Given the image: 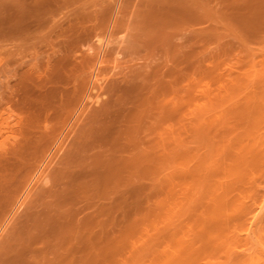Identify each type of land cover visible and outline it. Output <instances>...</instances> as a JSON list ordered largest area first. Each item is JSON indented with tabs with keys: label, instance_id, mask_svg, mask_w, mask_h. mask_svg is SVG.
<instances>
[{
	"label": "rangeland",
	"instance_id": "374dc122",
	"mask_svg": "<svg viewBox=\"0 0 264 264\" xmlns=\"http://www.w3.org/2000/svg\"><path fill=\"white\" fill-rule=\"evenodd\" d=\"M62 1H63V3H62ZM67 1H68V3H67ZM69 1H71V3ZM73 1L72 0H65V1L64 0H53V1L52 0H14V1L13 0H5V1L0 0V107H1L0 108V129L3 128L0 131V148H1L0 149V165H1L0 166V173L4 169H6L5 167H8L7 165L12 164V162L9 160H11V159L14 160V158L17 157L16 159L20 160V161L19 160L17 161L18 163L25 162L27 159V161L30 163L32 162L33 164L32 163L31 164L34 165L35 167L36 166L40 167V165L43 163V166H41V168H43V167H45L46 164L51 163L50 167H49L50 171L48 169V173H49L48 178H50V180L52 179V176H54V172L59 168L58 165H61V162L63 159L62 158L63 152H61L57 158H54L55 160L54 161L52 160V162L51 161L48 162L49 159H51V158L47 157V158H49L47 160L48 163L46 162V164H45L44 163V161H46V160H44V159H46L45 155L48 154L49 151H47L45 149V147H43V145H42L43 142L42 143L41 142H39V143L35 142L36 144L34 145V141H33V143H32V141H27V142L32 143V144L29 143V146L31 145L30 149H29V146H27L26 140H31V139L33 140L34 139L36 141V138L38 139L39 136H41L43 133V131H41V130H43V129L46 130L47 127H49L50 125H52V126H50V128L52 127V130H55L57 132V131H60L61 129L67 127V125L71 124V122L73 121V118L77 114V112H75V111H76L77 106L80 105L78 103L79 102L81 103V101H82V98L80 101V97H82L85 93V90H87L89 88V82H90L89 77H90V75L89 76L85 75L86 76L85 77L84 74H87L86 71L88 73L91 72L90 68L93 69L96 66L97 55L95 53H97V52H95V51L101 49V47L99 48L100 45L106 44L105 41H108L107 39L109 38V37L107 38V36H110L109 40H111V41L108 42L110 47L107 46V47H109V49L107 48V51H106L107 53L103 54L102 59L104 61H103V63H100V66L102 65V67H101V71L98 75L99 79L96 81V84H99V85L102 82L103 83H102L101 88L97 92V99H95V98L91 99V98H86V97L84 98V102H88L91 106L89 107L88 111L82 116L83 118H80L81 122L79 121L80 123H77L78 126L80 124L84 125V123L88 120L86 118L90 117L97 107H100L101 102L106 99V96H110L108 94H110L109 92L111 91L112 85L114 86V85H116L117 82L119 83L120 80L122 78H124L125 76L131 75L133 73H137L136 71H139V69H140V71H139L140 73L145 72V71H141V66H143L142 67L143 70H145V69L148 70L151 64L155 65V63L159 62L157 57H156V60L154 59L155 57H153V59L155 60L154 61L152 59V57H151V59H150V56L147 57V51L143 52L141 50V49H143V45L145 44L146 41L153 39V37L156 35L155 32H157V35L154 38H156L158 36V33H159V35L165 31L172 33L173 30H176L179 27L181 28V26L183 27L186 24H188V25L190 24L191 26L189 25L190 26L189 29H193L195 31V34L196 35L198 34V36L195 35L196 38H199V39H196L194 37L193 39H191V41L188 40L189 43H187L186 46L185 47L183 46L181 49L184 51L190 50V52H193L194 51L193 49H195V51L193 53H195V52L196 53L193 54V59H192L193 65H192L191 61L189 62L190 64L189 63L184 64L185 67L183 64H181L182 66L178 65L179 66L178 70L181 67H183V68H181L182 72L180 70L178 71L177 69L174 70L175 72L173 71V75L171 76L172 83L169 84L170 86L168 84H166L167 86L164 88V89H166L167 87H169L171 89L172 88L175 89V87H176V88H178L177 90L175 89L176 91H172L174 89L170 90L169 88H167L166 90L167 91L169 90L170 92L169 91L168 92L162 91V93L165 92V93H170V94L165 95V94L161 93L162 95H164L163 97L161 96V94L159 95V97H152V98L149 97L148 98L149 101L152 99L149 102V101H146L147 100L146 95L143 94V93H145V91L142 90V88L141 89L137 88V89L125 90L124 91V100H125L126 96H127L126 100L127 99H128L127 101L130 100V102H127L125 100V102L131 104L132 100H133V102L135 99L137 101V102H134L135 103L134 109H133V105L131 107L133 109V111L135 110V112H136L135 114L133 113L134 115H136L135 117L133 114H131L133 111H131V113L128 112L127 109L130 108V106L128 108L126 107V106H128V104L124 107V105H125L123 103L124 101H122V102H120L121 100L119 101V103H122L123 105H121L119 103H114L117 101L111 102V104L108 105L110 114L108 115L107 119H110L109 118L110 116L115 117V114H117V113H118V115H116L117 118H114V120H116V121H117V119H118V121H120L123 118L122 120H125V119L131 120V122L133 124L138 125L139 123L135 122V121L136 120L138 121L139 119H141L143 121V125H144V122L146 121L145 126L147 128L144 126L142 127L144 131H145V128H146V130L149 129V124H147V123H150V121L151 120L153 121L155 118L160 119V117H162L164 115L165 118L163 117L164 119L162 121L161 128H162V131L164 132L163 133L164 137L166 136L165 139L168 140V138L171 136V134H169V133H171V131H173V132L175 131L176 134L178 132H180L177 136L180 138V140L183 144L182 143L180 144L182 147H179V150L181 149V151H184V152L181 153L178 150L180 152V155H181L178 158L180 159V157H181L182 163H181V159L178 160V162H175V161H174V163L171 162L173 164H175V163L177 164V166H178V167L176 166L177 171L173 170V169H175V168H173L175 166L171 167L172 165L171 166L169 165L172 168V169H170V170H172L170 176H168V173H170V171L166 169L168 172L166 175L167 177L165 178V174H164V178L162 176V179H161L160 174L163 173L164 171H166L165 165L168 162L170 163V161H172V160H170L169 158L164 159L167 162L166 163L163 161L165 163L163 165L165 168L162 167L164 170H162V172L160 170H158L159 172L155 174L154 172H157L156 168L159 169L158 166L160 165V164L157 165L159 163L157 160L156 161L158 163L156 164V161H155L156 155H154V157H153V155L151 156L148 152H146L147 149L144 150L145 148H142V150L144 152L141 150L142 154H140V155H143V158H144V156L147 154L144 159L148 162V165L152 168V170H149L150 173L148 171V172H145V174L150 175L151 171H152L153 174L160 176L159 179H161V180L164 179L165 183L163 181L160 182L161 180L158 179L157 180V181H159L158 184H155L157 186V189H158L159 187H161L160 183H163L162 187H164V188H162V189L160 188L157 191L156 186H154V188L156 189L158 194H159L160 190H162V191H160V193L164 191L163 192L164 196H162L163 200L161 199V196H160L162 193L157 195V194H153V192H152L155 190L152 186L154 185L155 182L157 183V181H156L157 176L155 177V175L154 176H152V174L150 175L152 178L155 177L154 183L152 182V180H154V179H152L150 176L149 177L152 179L151 182L149 180L150 178L146 177V175L140 176V177H146L147 179L141 181L142 179L139 178L137 180L138 182L136 183L135 187H137L138 184H139L138 185V187H139L141 184H144V182L147 181V183H145V185L146 184L148 186L152 185L151 187L153 189H151V187L148 188L147 186H145V188H148L149 189L148 191L151 192L150 193L147 190H145V193H147V195L144 194L146 198L145 197L142 198L141 197L142 195L140 193H139L140 196L138 194L135 195L134 192H137L136 191L137 189H135L132 192L131 198L133 201V206L131 207L130 212H129V221H128L129 225L128 224L126 225V222H125V226H124V224L122 225L119 223H118V225H116V227H115L116 240L114 243V250L112 252V255H110V257L108 259L106 254L105 255L102 254L104 256L99 258L98 262H99V264H120V263L125 264L126 263L125 261H127V263H128L129 259H131L128 264H134L135 261L139 263L140 259H142V260L146 261V263L144 261V264H147L151 261L154 262V264H157L162 257L163 261H164V259L170 260L171 261V262H169L170 264H173L174 263L173 261L183 260V259H184L183 264H184V262H186L188 264H195V263L196 264H206L205 262H207V264H221V263H218V261L220 260L221 262H223L224 261L223 259L226 258V256H225L226 253H228V254L229 253H234V254H241L242 253L243 254L245 252V250H244L245 246L243 245V242L238 240L240 229H238L236 227V225L238 223V221H237L238 214L240 212L238 214H235L234 211L231 210L230 211V213L232 212L231 214L227 213L229 208L225 209V210H227V212H226L222 208V207H224L225 204L220 206L217 203L219 202L218 200H219L220 195L226 196V194L229 192L227 190H229L230 187H227V186H231V185H226L227 182H228V184L229 183L233 184V185L236 184L235 186H232V188H235V189H233V192H234L235 197L237 196L239 198V200L241 201L240 202L238 200V202H240L242 204V206H244L243 208H245V211L246 210L249 211V209L254 207V204L256 203V201L260 200L261 193L264 192V0H216V1L215 0H213V1L212 0H206V1L205 0H199L197 2H194L196 0H192V1L191 0H124V1L123 0H109V1L108 0H73ZM202 1H203V3H202ZM64 2H66V3H64ZM189 2L195 3V4H193V5H195V7L194 6H193L194 8L191 7L192 4ZM205 2H206V4H204ZM207 2H208V4H207ZM9 3H11V4H9ZM197 3H198V5H197ZM17 4H20V5H17ZM74 4H75V6H74ZM103 5H104V7H102ZM56 6H59V9H58V7L56 8ZM63 6H65V7H63ZM111 6H114V7H111ZM118 6H119V8H118ZM198 6H200L201 9H199L200 7H198ZM105 7L107 9H105ZM108 7H109V10H108ZM183 7L185 8V10L183 9ZM192 8L196 9L195 12H197V11L199 12L200 10H201L200 12H202V8H203V10L207 9L206 13H207L208 8H209V10H210L209 13L211 12V14H207V15H211V16L202 17V19H201L200 18L201 16H199V15L200 14L202 15V13H200V12H199L200 14L193 13L194 10H192ZM62 9H64V10H62ZM100 9H101V11H100ZM104 9H105V11H104ZM181 9H182V11H181ZM221 9H222V11H221ZM61 10L64 13H66V15H64V13ZM190 10H192L191 11L192 13L190 12ZM115 11H117V14ZM187 11H189V12H187ZM4 12H6V13H4ZM99 12L100 13L102 12V13L98 14ZM122 12H123V14H122ZM189 13H191V14L189 15ZM203 13L206 15L205 11ZM120 14H121V16H120ZM195 14H196V16L198 14V16L196 17ZM193 15H194V17H193ZM99 17H101V19ZM160 17H161V19H160ZM221 17H222V19H221ZM154 18H156V19H154ZM206 18H207V20H206ZM208 18H210V19H208ZM80 19H81V22L82 21H84V22L80 23ZM113 19L115 20V22H118L117 24H119V25L114 23ZM148 19H149V21H148ZM212 19L215 22H213ZM208 20H210L211 24ZM98 21L100 22V24L96 26V24H98ZM140 22L141 23L143 22V23L140 24ZM159 23L164 24V25L162 24V27H160L163 29V31L156 29L158 26H161V24L158 25ZM65 25L66 26L68 25L69 27L68 26L66 27ZM93 25H95V26H93ZM209 25H211V27ZM61 26H63L64 29H60V28H63ZM152 26H154V27L152 28ZM155 26H157V27H155ZM174 26H178V27L175 29H171V28H174ZM203 26L204 27L206 26V28H204ZM17 27H19V28H17ZM91 27H93V28H91ZM108 27H109L110 31L104 32V31H108ZM141 27H142V30H141ZM169 27H170V29H169ZM96 28H97V30H96ZM146 28H149V29L151 28L152 29V30L150 29L151 32H150V30H148ZM111 29H112V31L114 29L115 30L112 32ZM138 29H140L141 31ZM33 31H35V32H33ZM61 31H62V33H61ZM207 31H209L213 37L211 35L209 36V34H208L209 32H207ZM67 32H68V35H67ZM99 32H100V34H99ZM104 33L106 34V36H103V35H105ZM138 33H140V34H138ZM151 33L152 34L154 33V34L152 35ZM202 33H203V35L201 37H199ZM26 34H28V35H26ZM122 34H123V36H122V38H120ZM125 34H127V35H125ZM184 34L188 35V32L184 31ZM53 35H55V36H53ZM65 35H67V36L65 37ZM95 35H97V36L94 37ZM185 35H184V37H186ZM18 36H20V37H18ZM146 36L149 39H147ZM70 37H72L73 39H71ZM137 37H139V38H137ZM119 38H120V41H119ZM140 38H141V40H140ZM142 38H143V40H142ZM173 38H172V40L174 43H181L183 41L182 39L180 41V37H175L177 40H175V38L174 39ZM43 39L46 40L47 42L43 41ZM68 39H69V41H68ZM89 39H91V40L89 41ZM117 39L119 42L117 41ZM131 39H132V41H131ZM86 40H88V41H86ZM123 40H125V41H123ZM51 41H52V43H50ZM60 41L62 44L60 43V45H59L58 42H60ZM63 41H64V43H63ZM114 41H115V43H114ZM195 41H197V42H195ZM47 43H48V45H47ZM57 43H58L57 47L54 46ZM142 43H144V44H142ZM141 44H142V46H141ZM73 45H75L74 46L75 48L72 47ZM92 45H93V48H92ZM118 45H120L119 48L117 47ZM122 45H124V46H122ZM126 45H129V46H126ZM132 45L134 46V48H132L133 47ZM48 46H50V47H48ZM58 46H60L61 49ZM64 46H66L67 48ZM81 46H82V49H81ZM89 46L91 47V51L88 50V51H90L89 53L93 52V53H91V55L88 53V51L86 49V48H89ZM125 46H126V49H125ZM187 46H189L190 49H188ZM55 47L57 49H60V50L57 51V49H56V51H53V49ZM138 47H141V49ZM51 48H53V49L51 50ZM79 48L81 49V51L82 50L87 51L88 56H87L86 52H84V54H83V52H81ZM131 49H133V50H131ZM137 49H138V51H137ZM93 50H95V51H93ZM66 51L71 55V57H69L70 55H68V53ZM111 51H112V53H111ZM135 51L138 53L141 51V53L138 54ZM57 52H59V53H57ZM76 52L77 53L81 52V53L77 54ZM145 52H146V54H145ZM53 53L55 54L54 56L52 55ZM73 53H75V54H73ZM116 53L119 55H117ZM47 55H49V56L52 55V57L54 59L51 56H50V58H49V56L45 58V56H47ZM93 55H96V56H93ZM129 55L131 57H129ZM136 55H139V56L137 57ZM144 55H146V58ZM56 56L60 60H57L58 58ZM72 56H74V57H72ZM85 56H87V58H88L87 60H89L91 62L87 63V61L85 60L86 59ZM91 56H92V58H91L92 60L90 59ZM63 57H65V58H63ZM76 57H79L80 59L79 58L77 59ZM47 58L49 59V61L53 62V64L58 65L61 62H63L64 64L63 63L60 64V65H62V68L60 67V70H59L57 65H56L57 68H55L54 67L55 65H54L53 66L54 68H52V69L50 68L51 70L46 69L47 66H45V65H47V62H48ZM94 58H95V60H94ZM195 58H196V60H195ZM63 59H64V61H63ZM121 59H123V60H121ZM45 60H46V64H45ZM128 60H129V62H128ZM132 60H134L133 61L134 66H133V63L130 62ZM148 60L149 61L151 60V61L149 62ZM57 61H59V63H57ZM81 61H83L85 63H83ZM135 61L138 63H135ZM195 61H196V63H195ZM54 62H56V63H54ZM41 63H42V65H41ZM77 63L79 65H77ZM149 63H151V64H149ZM37 64H38V66L36 67ZM88 64L90 66H92L93 64L94 65L92 67H89ZM147 64H149L148 67H147ZM128 66L129 67L131 66V67L129 68ZM137 66H138V69H135ZM139 66H140V68H139ZM84 67H87L86 68L87 70L83 69ZM34 68L37 70H35ZM88 68L90 71L88 70ZM80 70L82 71L81 73H80ZM34 71H35V73H34ZM38 71H39V74H38ZM118 72H119V74H118ZM129 72H130V74H129ZM80 74H82V76ZM120 76H122V77H120ZM84 77H85V79H84ZM87 77H88L89 82L86 79ZM15 85H17V86H15ZM105 86H107L106 87L107 90H106ZM172 86H174V87H172ZM177 86H179V87H177ZM178 90H180V91H178ZM142 91H144V92H142ZM13 92H15V93L13 94ZM92 93H93V95L96 94V89L92 90ZM141 95H143L144 99H146V100H144L143 96H141ZM60 96L63 98H61ZM165 96H166V98H165ZM139 97L142 98L141 101H143V100L145 101V103H143V102H142L143 104L141 103V106H140V104H138L139 103V101H138ZM161 97L163 99H161ZM5 98H7L8 100ZM164 98H165V100H164ZM16 99L19 101V103ZM63 99H66V100L69 99V103L72 105L69 104V106H68L67 104H63V103H68V101L66 102L65 100H64L65 101L64 102ZM122 99H123V97H122ZM167 99H169V100H167ZM95 100H97L99 103L97 102V104H96ZM153 101L155 103H152ZM14 102H17V103H14ZM57 102L59 104L61 103L60 107L64 105L63 111L60 110V108L58 110L59 104ZM133 102H132V104H133ZM148 102L151 105L148 107H145L144 106L145 104L149 105ZM9 103H10V105H9ZM170 103H172V104H170ZM112 104H113V106H112ZM116 104H118V105H116ZM110 105L112 106L111 111H110ZM120 105H121V107H120ZM152 105L154 107H152ZM170 105H172V106L168 107ZM16 106H18V107H16ZM26 106L28 107V109ZM65 106H68L69 108L68 107L67 108L69 110L66 109ZM71 106L73 109L71 108ZM135 107H137L138 109L140 108V111L139 110L136 111L137 108L135 109ZM143 107H145V108H143ZM123 108H126V111ZM163 108H166V109H163ZM186 108L188 111H186ZM150 109L152 111H154V113ZM201 109H203L204 111ZM14 110H16V111H14ZM129 110H131V109H129ZM165 110H166V113H165ZM169 110H170V112L174 111V113H176L177 116L173 115V113H170ZM12 111H14V112H12ZM30 111H31V113H29ZM116 111H118V112H116ZM144 111H145V113H143ZM191 111H194V114ZM199 111L200 112L203 111V112L200 113ZM137 112H138V114H137ZM198 112L200 114H198ZM14 113H16L15 115H17L19 118H20V116L21 117L24 116L23 117L24 119L23 118L19 119L17 116H14ZM89 113H90V116H89ZM140 113H142V116ZM146 113L148 116L146 115ZM19 114H20V116H19ZM42 114H43V116H41ZM49 114H51V117L49 116ZM61 114H63V115H61ZM67 114H68V116H67ZM130 114H131V116H130ZM143 114H144V117H143ZM165 114H167V116ZM57 115H58V117H57ZM152 115H153V117L151 119ZM171 115L177 117V118H175V121H177L179 123L178 124L179 129H178L177 124L174 123V121H173L174 119L172 118L173 116L171 117ZM199 115H203L204 117L202 116L200 118ZM47 116L49 117V119H51V121L50 120L47 121L48 123L45 122L48 126L46 124H44V122L43 123L41 122L43 120L45 121L44 117L47 119ZM168 116H170V117H168ZM196 116L198 119L196 118ZM30 117H34V119L36 117V120H38V121L41 120V121H40V123L34 124V126L36 127L35 129H38L37 131L32 127L34 129L32 131L35 132V135H33L34 133L31 132L32 134L28 136L27 134L28 133L30 134L31 130L29 131L28 130L29 127H26V122L28 120L27 118L30 119ZM132 117H134V118H132ZM136 117H137V119H136ZM139 117H141V118H139ZM84 118L86 119V121ZM17 119L20 122L16 121ZM147 119H149L150 121L148 120L149 122H147ZM167 119L169 121H167ZM170 119H173V120H170ZM196 119H197V121H196ZM64 120H65V122H64ZM112 120H113V118L111 119V121ZM203 120L205 121V124L201 123ZM209 121H210V124H209ZM167 122H168V124H167ZM41 123L44 124V126H46V128L45 127H43V128L39 127V124L42 126ZM49 123H50V125H49ZM197 123L200 125H198ZM20 124H22V125H20ZM105 124H106V126L105 125L104 126L106 127L107 131L111 132L110 129L113 130V132H111V133H113L115 136V133H114V131L116 132V130L114 129L115 124L111 123L113 125H111V127L108 126L109 130L107 128L106 122H105ZM141 124H142V122L138 125L139 130L141 129L140 128ZM169 124H170L171 130L168 126ZM202 124H204V125H202ZM57 125H59V126H57ZM63 125H64V127H63ZM108 125H110V124H108ZM185 125H186V127H185ZM209 125H211V126L209 127ZM78 126L77 125L75 126L74 131L72 132V135L74 133L75 134L73 136L71 135L72 139L71 138L68 139V141L70 139L71 140L66 143L64 150L68 149V147H69V149H70V147H72L71 143L74 142L75 138L78 136L80 130L82 129V125H80L79 127ZM172 126H174V128ZM207 126H208V128H207ZM77 127H78V129L81 127V129L78 130V129H76ZM150 127H151V125H150ZM199 127H201L200 129L203 128L202 131H200ZM26 128H27V131H26ZM39 128H41V129L39 130ZM48 129L46 132L49 133V131H50V133H51L52 130L50 129L48 131ZM75 129L77 132L75 131ZM246 129H248L250 131V133H252V131H253V133L251 134V137L253 139H255L254 140L255 143L253 142L255 145V146L253 145V147L255 148V151H254L255 153L253 152L254 149H253L252 145L250 146V144H249V147H252L253 150L249 149L247 147L248 146L247 143H246L247 146L246 145L242 146L243 148L245 147L247 150L249 149L252 151V154H251V151L245 152V153H249L250 154L249 156H247L248 154L245 155L244 152L241 151V150H245V149H242L241 147H239V151L237 153V156L239 157V153L242 152V154H240V157H239V158H241V160L240 159H238V160H240L239 163H243V164L239 165V164H237L238 160H236L237 159L236 158L237 156L235 155L236 153L235 154L233 153L234 151L236 152L238 149L234 150L233 148L236 149V146L234 145V143L238 140H241V137H242L241 135H244L245 133L249 134V131H247ZM253 129H255V131L257 133H255V131ZM143 130H141L140 132H142ZM203 130H205V131H203ZM220 130H223V132ZM229 130H231V131H229ZM244 131H246V132H244ZM26 132H28V133H26ZM108 132H105V134H107ZM145 132H149V130L145 131ZM241 132L242 133L244 132V134H240ZM36 133H38V134H36ZM44 133H43V135H44ZM111 133H108L109 136H113V135H111ZM190 133H192V134H190ZM103 134H104V132H103ZM126 134H128V133H126ZM142 134H146V133H142ZM101 135H99V136H101ZM118 135H120V134H118ZM122 135H123V133L119 137L115 136L116 138L113 136L114 137L113 141H110L111 138L109 137L110 140L107 139L108 142L104 138V137H106V135L104 137L102 136V138H104V141H106L107 143L114 142V144L116 143V140L118 138V141L116 144H117L118 148L121 147V149H122V147L123 148L125 147L124 150L122 149V152L125 153L124 152L125 149L128 150V148H126L127 145L124 146L125 145L124 142L126 139H123V138H127V136L124 134L122 137ZM234 135H235V137H234ZM236 135H238L240 138ZM24 136L25 137L27 136L30 138L29 139L26 138V140H25ZM34 136H36V138ZM99 136H97L95 138V140H96L97 144L102 145L103 141L101 142V140L99 139L100 138ZM228 136H229V140L226 138ZM190 137H191V140L189 139ZM248 137H245V139H248L247 141H250L251 140L250 136H248ZM254 137H256V138H254ZM23 138H24V140H23ZM106 138H108V137H106ZM243 138H242V140H243ZM121 139L123 141H121ZM165 139H164V141H165ZM186 139L189 142V144H187L188 142L186 141ZM188 139L190 141H192L193 139L194 140L192 142H190ZM203 139H204V141H201ZM207 139H209V140H207ZM245 139H244V143L246 142ZM22 140L25 141L26 145L23 144ZM1 141H2V143H1ZM42 141H44V140H42ZM97 141H99V142H97ZM194 141H195V143H193ZM165 142H167V141H165ZM239 142H237V143H239ZM237 143H235V144H237ZM240 143H242V145H244V143L242 141ZM240 143H239V145H240ZM250 143L252 144V142H250ZM151 144H153V142L150 143V145H149V143L147 145H149L151 147L152 146L155 147V143L153 145H151ZM204 144H206V145H204ZM1 145H3V146H1ZM22 145L25 146V149H24V146H22ZM37 145L39 146V148ZM106 145H108V144H105V142H104L102 147L105 150L107 148H109V151H108V149L106 150L108 155L110 154V156H111V157L109 156L108 164H109V166H111V168L114 167L116 170H118L119 167L121 166L122 161L125 162V159H123L125 156L123 157L122 152H120L121 150L118 151V152H120L121 158L118 155L119 153L112 151V150H116V148H114V146L112 148H110L113 145V143H112V145H108L109 147H106ZM158 145H161V143H159ZM32 146L35 148L37 147V149L35 150L34 148H32ZM66 146H68V147L66 148ZM183 146H185V147L187 146V147L185 148ZM194 146H196V147L193 148ZM232 146H233V148L231 149L230 147H232ZM237 146H238V144H237ZM151 147L148 149V151L150 152L151 150H154V154H155V152H157L156 149H158V150L160 149V151L164 149L163 147H161V148L156 147V149L155 148L151 149ZM212 147H214V148H212ZM228 148H230L231 151H233V150L234 151L231 152L230 149H228ZM240 148H241V150H240ZM17 149L18 150L20 149L21 151L19 152ZM95 150L92 147V149H90L89 153H93ZM117 150H119V149H117ZM194 150H196V151L194 152ZM17 151L20 154L17 155V153H16ZM66 151L67 150H65V152ZM110 151H111V153H110ZM165 151L166 150H164L162 152L165 153ZM167 151H169V150L167 149ZM186 152H187V154H186ZM216 152H218V153H216ZM29 153H32V156ZM39 153H40V155H39ZM116 153H117V155H116ZM213 153L217 156H214ZM231 153H233V154H231ZM33 154L37 155V156H34ZM126 154H124V155H126ZM205 154H207V155H205ZM14 155H15V157H14ZM19 155H21L25 160L22 158H18ZM26 155L27 156L29 155L31 157L28 156V158H25ZM183 155H184V157H183ZM242 155L244 158L241 157ZM254 155H255V157H253ZM112 156H115V157H112ZM126 156L128 157V155H126ZM185 156H186L187 160L189 159V156L191 157L189 160L190 162L185 161L186 160V159H184ZM245 156H246V160L248 157L249 161L244 160ZM11 157H13V158H11ZM40 157H42V158L40 159ZM233 157L236 159L234 160ZM140 158H141V156H140ZM220 158H222V159H220ZM42 159H43V161H42ZM56 159H58V160H56ZM149 159L151 160V162L149 161ZM59 160H60V162H59ZM167 160H169V161H167ZM197 160H198V162H196ZM200 160H202V162H204L203 163L204 165L202 164V162L200 163ZM8 161H9V164H8ZM40 161H42V162H40ZM219 161H222V162L220 163ZM244 161L247 162L246 165H244V163H245ZM4 162H6L5 166L3 165ZM117 162H119L120 166ZM192 162H193V164H192ZM195 162L199 167L197 165L196 166L194 165ZM27 163H26L25 167L29 164V163L28 164ZM115 163L117 165H115ZM154 163L157 165L156 168L154 166ZM184 163L187 164L188 166L185 165ZM188 163L189 164L191 163V164L189 165ZM198 163H200V164H198ZM161 164H163V163H161ZM221 164H222V166H220ZM32 165L31 166L28 165L29 169L31 171H32V169H31L32 167H33V169L35 168ZM200 165H202V166H200ZM242 165H244L246 169L243 168L244 166L241 167ZM54 166H55V168L53 169L52 167H54ZM153 166H154V168H153ZM166 166H168V165H166ZM191 166L192 167L195 166V170H194V167L192 168L194 173H193V171H189V170H192V169H190ZM25 167H24V163H23V166L20 167V169H18L16 172H14L15 177L12 174L13 177H11V179L12 178L13 179L12 180L10 179L11 180L10 182L18 181V179L23 174V172H26L25 169H28ZM160 167H161V165H160ZM197 167L199 168L198 170H196ZM200 167H202V168H200ZM22 168H23V170H22ZM149 168H147V170ZM178 168L181 170L179 171ZM203 168H204V170H203ZM1 169H3V170H1ZM120 169H122V166ZM13 170H15V169H13ZM19 170H21L20 174H19ZM199 170L201 171L200 173L198 172ZM121 171L124 172L123 170H121ZM121 171H120V173H122ZM36 172H37V169H36ZM36 172L34 170V172L32 174V176H33L32 180L35 179V176H37L35 174ZM130 172H132V171L130 170ZM195 172H196V174H195ZM17 173L20 175L19 177L17 176ZM125 173H127V174L121 175V177H122V179H120L121 181H124V180L126 181V179H125L127 177L126 175H129V173L128 172H125ZM173 173H175V174L172 175ZM180 173H181V176H179ZM182 173L184 175L186 173V175L183 176ZM189 173H192V176ZM204 173H205V175H204ZM227 173H228V175H227ZM34 174H35V176H34ZM102 174L103 173H101V177H102ZM132 174H133V172H132ZM132 174L130 173L129 176H133V177L128 176V178H130V180L127 179V181H131V182L133 181V185H134V181L136 182L135 179H137L138 177L135 174H133V175ZM201 174H203V175H201ZM219 174H220V177L218 176ZM124 175H125V177H123ZM161 175H163V174H161ZM188 175H189V178L187 177ZM199 175H200L201 179L196 178V177H199ZM16 176L18 177V179L16 178ZM77 176L78 175H75V176L73 175V177H76L77 178L76 180L78 181ZM228 176H229L231 181L229 180ZM80 177L81 178H79L78 183L82 180V184H84V186H85L87 184V182L85 181L86 182V184H85V183H83V181L86 179L84 178V176L82 174ZM134 177H136V178H134ZM194 177L196 178V180ZM209 177H210V179L211 178L212 179L210 180ZM217 177H218V179H217ZM224 177L227 178L230 182L227 179H225ZM73 179L74 178L71 177L72 181H74ZM197 179H199V181H201L203 184L201 182H199ZM38 180H41V179H36V181L33 180V183L30 182L29 187L33 186L34 187L33 190L38 191V193L35 192V193H37V194H35V196L38 198V200L40 199L42 201V199L44 197L42 193L47 187L50 186L49 184H51V183H50V181H49V184H48V182H46L47 185H45V183H44V185H45V188H44V185L42 187V184L44 181L38 182ZM139 180L141 181V183ZM148 180L150 183L148 182ZM173 180H175V181H173ZM212 180H214V181H212ZM226 180H227V182H226ZM178 182H180V183H178ZM198 182H199V184H197ZM205 182L207 185L206 184L204 185ZM222 182L223 183L226 182V183L222 184ZM171 183H173V185ZM183 183H185V185ZM193 183H195V184H193ZM79 184H81V182ZM79 184H77V186ZM165 184H167L169 186H166ZM180 185H182L183 187L182 186L180 187ZM219 185L220 186L225 185V187H224L225 189L222 188V186L220 187ZM81 186H83V185H81ZM81 186H79V188H82ZM172 186H173V188H171ZM188 186L190 188H188ZM204 186H206V187H204ZM236 186H238V187H236ZM166 187L169 188V190H167ZM201 187L204 188V189L202 188L203 189L202 192H203L204 196L207 197V199L204 196H202L203 194L201 192ZM170 188H171V190H170ZM179 188L182 189L183 192ZM195 188L198 190V192ZM198 188L200 189V192H199ZM218 188H220V192H219ZM232 188H230V191L232 190ZM236 188H238L239 190ZM88 189H90V188H88ZM88 189H87V187H85V189H84L85 192L88 191ZM92 189H94V188H92ZM92 189H90L89 191L91 192ZM172 189L174 191L175 190L176 191L174 192ZM207 189L210 192L212 191V189H214L215 194H213V191H212V194H213L212 195L210 192H208ZM217 189H218V192H217ZM222 189H224L225 191ZM33 190H32V193H30V195H29L30 198L28 197L25 200L26 202L24 203V205H22V207L20 209L23 211V213L21 211V214L19 215L18 212L20 213V211L18 210L17 213L12 218L13 221L11 220L10 222H8V224L5 220L8 218L7 221H9L10 215L15 210L14 208H16L17 206H15L14 200L13 201L11 200L12 202L10 201L8 205L5 204L6 206L5 205L0 206V209H1L0 214L6 215V216H4L5 219H4V217L0 218V224H1L0 233L2 232V235H0L2 238V240L0 242L1 248L5 247L7 245V241L10 239L9 238L10 235H9L8 239L6 238V240H4L5 237H7L5 235H8L10 233L12 236L13 232L20 226L22 218L25 219L24 218V216H26L25 212L27 211L26 212L27 214H28V211L30 212L31 208H29V206L30 207L33 206L35 208L36 206H38L41 203V201H38L37 198L34 195H32L34 192ZM80 190H82V189H80ZM95 190L96 189L92 190L93 196L96 195L97 190L96 191ZM192 190H194V192ZM206 190L208 193L206 192ZM77 191H78V194L82 192V191L80 192L79 190H77ZM94 191H95V193H94ZM165 191H167V192L169 191L168 193H170V191H172L171 192L173 194L172 199H169V198H171L172 194L167 195L168 193ZM223 191H224V193H223ZM204 192L207 195H205ZM225 192H227V193H225ZM233 192H232V194H233ZM2 193H3V191L1 190V192H0L1 196L3 195ZM17 193L13 194V197H15V199L18 195ZM119 193H121V195ZM165 193H167L166 195L168 196V198L165 197L166 196ZM177 193L180 195H178ZM185 193L188 196L185 195ZM198 193L202 194V195H200V197L202 196L201 200H199L200 198L198 196L199 195ZM216 193H220V195L219 194L217 195ZM221 193H223V194H221ZM15 194H17V195H15ZM70 194H73V193L70 192L68 195H70ZM82 194H84V191H83V193L79 194V197ZM88 194H89V192L85 195L87 196ZM115 194H116V196L117 195L123 196L124 195L123 187L120 186L119 190H118V194H117V192ZM208 194H209V196L212 195V197L215 196V197H213V200L216 197H218V198H216V200H214L216 202L215 205L213 204L214 201L210 202V200L212 198L208 199ZM4 195H5V191H4ZM134 195H135V197H137V200H138V196H139L140 201L139 200L138 201L141 203V206H138L139 202L137 203V200L134 199L135 198ZM194 195H196L198 197H196ZM227 195H228L227 196L228 199H229V196L230 197L233 196L230 194H227ZM73 196L75 198V195H73ZM93 196L90 195L91 198ZM106 196H108V195H106ZM116 196H114V197H116ZM185 196H187V197L192 196V197H190V199L188 200V198H186ZM10 197H11V195L9 196V198ZM66 197H67V195H66ZM69 197L70 196H68V198ZM72 197L70 198L72 201L70 199H67V201L69 203H67V201L66 202L63 201L62 199H64V198H62V199L59 198V199H61V201L59 200L60 202L58 201V203H60L59 205H60L61 209L60 208L59 209L61 212L71 211V213H73V210H74L73 214H75V212H77V214H78V211H79L78 209L85 210V207H83V206H84V203H86L87 198H85V197L82 198L83 196H81L80 199L77 198V199H75V202H74V200H73L74 198L72 199ZM76 197H78V195ZM195 197L199 200V203H198V200L195 199ZM235 197L233 196V198H235ZM237 197L235 198V200L232 198L233 199L232 201L234 203H236ZM141 198H142V200H144V202L141 201ZM33 199H36V200L32 201ZM119 199L120 198L118 197L117 200H119ZM191 199H192V201H190ZM76 200H78V201H76ZM87 200H89V198ZM173 200H175V202ZM62 201H63V203H61ZM163 201L165 202V204ZM169 201H171L170 204H169ZM177 201L179 203V206H178V203H176ZM193 201H194V203L192 204ZM34 202L36 203V206H35ZM37 202H39L38 205H37ZM70 202L71 203L74 202V206H72V204H70ZM82 202H83V205H82ZM103 202H105V201H103ZM166 202L168 204H166ZM185 202H186V204H185ZM208 202H209V204H208ZM11 203H12V205H11ZM32 203H33V205H32ZM143 203H145V204H143ZM230 203H232V202H230ZM175 204H177V205H175ZM189 204L191 206H189ZM210 204H213L212 206L214 207V209H216L218 207V206H216V204L219 205V208H217L215 211H218V209H221V213L220 212L217 213L216 216H213V213H212V216L210 215L211 216V218H210V216L208 214H210V210H211V208L213 209V207L210 206L211 208L209 210L207 208L204 209V206L208 207ZM9 205H10V208H9ZM13 205H14V208L11 207ZM27 205H28V208H27ZM75 206H78L77 207L78 211L75 210L76 209ZM198 206H200V207L198 208ZM215 206H216V208H215ZM33 207H32V210L34 209ZM71 207H72V210H69V209H71ZM74 207H75V209H74ZM80 207H82V208H80ZM187 207L192 208V209H188ZM194 207H196V208H194ZM11 208L14 210L12 211ZM168 208H170V209H168ZM197 208L199 209L198 210L200 213L199 216L197 214L198 211L195 213ZM3 209L5 212H3ZM187 209L191 212V214H189L190 212ZM200 209L202 211L204 210L206 215L201 214ZM222 209H223L225 214L222 213ZM90 210L91 209L86 210V211L90 212ZM116 210H118V208ZM164 210H166V211L164 212ZM167 210H168V212H167ZM176 210H178L179 212ZM207 210H208V212L206 213ZM192 211H194V213ZM118 212H119V210H118ZM17 214H18V216H17ZM83 214H84L83 218H85V214H87V212L84 213V211H83ZM195 214L197 216H195ZM226 214L228 216H230V217L227 216V219H226ZM78 215L77 216L80 218V214H78ZM117 215H119V214H117ZM193 215L195 218L193 217ZM168 216H169V218H168ZM217 216H219V217H217ZM223 216H225V219ZM14 217H15L16 222L18 221L19 223L15 224ZM78 217L75 218L76 221H75L74 217L72 218L74 220V224H75V222H77V219H79ZM196 217H200L201 219L198 218V220H197ZM203 217H204V220H203ZM86 218H87L86 220H88V217H86ZM2 219L5 221L4 225H3ZM228 219H229V221H228ZM80 220H83V219H80ZM227 221L229 223L231 222L230 223L231 226L228 225V227H227ZM58 222H59V220H58ZM212 222H213V224H212ZM217 222H218L219 227H217L218 225L217 226L215 225V224H217ZM5 223L7 224V226H5L6 225ZM53 223L55 224V223H57V221L53 222ZM195 223H197V224H195ZM201 223H203L204 225ZM233 223H234V225H233ZM199 224H200V228H199ZM51 225H53L52 222L49 226H51ZM69 225L70 224H68V226ZM178 225H180V226H178ZM4 226L7 228V229H5V231H6L5 233H3ZM175 226L177 228H175ZM211 226L213 228L212 230H211ZM234 226L236 228H234ZM11 227H12V229H11ZM225 227L227 228L228 231L226 230ZM62 228L63 227H61V229ZM178 228H180V230L181 229L182 230L178 231ZM8 229H9V233H8ZM63 229H64L63 231L65 232V228H63ZM213 230H214V232H213ZM205 231H206V233H205ZM242 232H244V231H242ZM173 233L176 236H173ZM177 234H179V236ZM180 234H181V236H180ZM208 234L210 235L211 238L209 239V237H208V241H207V237H205V236H207ZM198 235L200 236V238ZM225 235H227V237H225ZM261 241H262V243H264V234H262V236H261ZM165 242L170 243V246L172 245V243L175 245H177V243H180V247L182 246V250H180L178 252V250H179V248H178V250L176 249V254L174 253L175 250L173 251V253H174L173 254L172 248L169 249L168 248L169 244H166ZM262 245H264V244H262ZM173 246L174 245H172V247ZM191 246H193V247H191ZM177 247H179V244ZM194 248L195 249L197 248V250L195 251ZM184 249H185V253H184ZM215 249H220V250H215ZM169 253H171L172 255L171 254L169 255ZM195 254H197V255H195ZM228 254H227V258H228ZM200 256H202L201 257L202 259L200 258ZM175 258H176V260H175ZM198 258H200L201 260ZM134 259H135V261H134ZM154 259H157V260H154ZM106 260H108V261H106ZM185 260H187V261H185ZM156 261H158V262L156 263ZM215 262H217V263H215ZM140 263L143 264V262H140ZM160 263H161V261L159 262V264ZM164 263H165V261H164ZM169 263H167V264H169ZM175 264H182V263L181 262L179 263V261H178ZM226 264H228V261Z\"/></svg>",
	"mask_w": 264,
	"mask_h": 264
},
{
	"label": "bare ground",
	"instance_id": "6f19581e",
	"mask_svg": "<svg viewBox=\"0 0 264 264\" xmlns=\"http://www.w3.org/2000/svg\"><path fill=\"white\" fill-rule=\"evenodd\" d=\"M5 1V0H4ZM14 1V0H13ZM53 1V0H52ZM65 1V0H64ZM73 1V0H72ZM109 1V0H108ZM107 1V2H108ZM124 1V0H123ZM192 1V0H191ZM197 1H199V0H196V1H194V2H197ZM206 1V0H205ZM213 1V0H212ZM216 1V0H215ZM37 2V1H36ZM70 3H71V1H69ZM74 2V1H73ZM151 2V1H150ZM174 2V1H173ZM209 2V1H208ZM208 2H207V4H208ZM219 2V1H218ZM4 3V2H3ZM8 3V2H7ZM24 3V2H23ZM34 3V2H33ZM56 3V2H55ZM59 3V2H58ZM62 3H63V1H62ZM64 3H66V2H64ZM67 3H68V1H67ZM69 3V4H70ZM77 3V2H76ZM106 3V2H105ZM104 3V4H105ZM109 3V2H108ZM149 3V2H148ZM178 3V2H177ZM185 3V2H184ZM189 3H191L192 4V6L191 7H195V5H193V4H195V3H192V2H189ZM202 3H203V1H202ZM201 3V4H202ZM225 3V2H224ZM9 4H11V3H9ZM32 4V3H31ZM73 4V3H72ZM107 4V3H106ZM110 4V3H109ZM181 4V3H180ZM200 4V5H201ZM204 4H206V2L204 3ZM220 4V3H219ZM8 5V4H7ZM17 5H20V4H17ZM23 5V4H22ZM29 5V4H28ZM60 5V4H59ZM68 5V4H67ZM77 5V4H76ZM119 5V4H118ZM177 5V4H176ZM187 5V4H186ZM189 5V4H188ZM197 5H198V3H197ZM196 5V6H197ZM214 5V4H213ZM27 6V5H26ZM69 6V5H68ZM74 6H75V4H74ZM107 6V5H106ZM109 6V5H108ZM124 6V5H123ZM181 6V5H180ZM20 7V6H19ZM30 7V6H29ZM58 7V9H59V6H56V8ZM61 7V6H60ZM63 7H65V6H63ZM102 7H104V5L102 6ZM111 7H114V6H111ZM185 7V6H184ZM183 7V9L185 10V8ZM187 7V6H186ZM193 7V8H194ZM198 7H200V6H198ZM197 7V8H198ZM2 8V7H1ZM7 8V7H6ZM9 8V7H8ZM18 8V7H17ZM16 8V9H17ZM47 8V7H46ZM118 8H119V6H118ZM141 8V7H140ZM176 8V7H175ZM179 8V7H178ZM192 8V10H194V12L193 13H198V14H200V13H202V15L200 14L199 16H201L200 18L202 19V17H206V16H211V15H207V14H211V12L209 13V8H208V11H207V13H206V10H203V8H202V12H195L196 11V9H193ZM223 8V7H222ZM43 9V8H42ZM103 9V8H102ZM105 9H107L106 7H105ZM105 9H104V11H105ZM180 9V8H179ZM199 9H201V7L199 8ZM19 10V9H18ZM26 10V9H25ZM31 10V9H30ZM40 10V9H39ZM62 10H64V9H62ZM61 10V11H62ZM108 10H109V7H108ZM187 10V9H186ZM192 10H190V12L192 11ZM13 11V10H12ZM17 11V10H16ZM35 11V10H34ZM57 11V10H56ZM99 11V10H98ZM97 11V12H98ZM100 11H101V9H100ZM118 11V10H117ZM117 11H115L116 12V14H117ZM129 11V10H128ZM150 11V10H149ZM157 11V10H156ZM181 11H182V9H181ZM205 11V13H206V15L203 13ZM221 11H222V9H221ZM30 12V11H29ZM58 12V11H57ZM63 12V11H62ZM103 12V11H102ZM101 12V13H102ZM107 12V11H106ZM105 12V13H106ZM187 12H189V11H187ZM2 13V12H1ZM4 13H6V12H4ZM64 13V12H63ZM62 13V14H63ZM100 12L98 13V14H101ZM104 13V14H105ZM110 13V12H109ZM120 13V12H119ZM192 13V12H191ZM191 13H189V15L191 14ZM32 14V13H31ZM30 14V15H31ZM35 14V13H34ZM33 14V15H34ZM56 14V13H55ZM111 14V13H110ZM122 14H123V12H122ZM155 14V13H154ZM198 14H197V16H198ZM39 15V14H38ZM44 15V14H43ZM64 15H66V13H64ZM140 15V14H139ZM35 16V15H34ZM100 16V15H99ZM102 16V15H101ZM120 16H121V14H120ZM151 16V15H150ZM195 16H196V14H195ZM196 16V17H197ZM117 17V16H116ZM126 17V16H125ZM142 17V16H141ZM193 17H194V15H193ZM213 17V16H212ZM29 18V17H28ZM66 18V17H65ZM100 19H101V17H99ZM104 18V17H103ZM158 18V17H157ZM186 18V17H185ZM199 18V19H200ZM87 19V18H86ZM107 19V18H106ZM153 19V18H152ZM154 19H156V18H154ZM160 19H161V17H160ZM198 19V18H197ZM208 19H210V18H208ZM221 19H222V17H221ZM225 19V18H224ZM79 20V19H78ZM98 20V19H97ZM114 20V19H113ZM163 20V19H162ZM195 20V19H194ZM204 20V19H203ZM206 20H207V18H206ZM205 20V21H206ZM62 21V20H61ZM101 21V20H100ZM103 21V20H102ZM148 21H149V19H148ZM155 21V20H154ZM157 21V20H156ZM160 21V20H159ZM204 21V22H205ZM209 22H210V20H208ZM212 21H213V19H212ZM221 21V20H220ZM82 22H84V21H82ZM81 22V19H80V23H82ZM88 22V21H87ZM147 22V21H146ZM197 22V21H196ZM199 22V21H198ZM203 22V21H202ZM207 22V21H206ZM213 22H215V21H213ZM66 23V22H65ZM91 23V22H90ZM103 23V22H102ZM110 23V22H109ZM114 23H118V22H115V20H114ZM143 23V22H142ZM141 22H140V24H142ZM158 23V22H157ZM188 23V22H187ZM217 23V22H216ZM59 24V23H58ZM68 24V23H67ZM100 24V22L98 21V24H96V26L97 25H99ZM155 24V23H154ZM161 23H159L158 25H160ZM163 24V23H162ZM162 24H161V26H155V27H157L156 29L157 30H160V31H163V29L162 28H160V27H162ZM209 24V23H208ZM210 24H211V22H210ZM30 25V24H29ZM63 25V24H62ZM114 25V24H113ZM117 25H119V24H117ZM121 25V24H120ZM164 25V24H163ZM190 25V24H189ZM188 24H186L185 26H181V28L179 27L178 29H176V30H173L172 31V33H170V32H163L162 34H160L159 35V33H158V36L156 37V38H154L156 35H157V32H155L156 33V35L153 37V39L151 40H148V41H146L145 42V44L144 43H142V44H144L143 45V49H141V47H138V48H140L143 52L144 51H147V57L148 56H150V59H151V57H152V59H153V57H155L154 59L156 60V57H157V59L159 60V62L158 63H155V65L154 64H151V63H149V64H151L150 65V67H149V69L148 70H143V66H141V71H145V72H139L140 71V69H139V71H136L137 73H133V74H131V75H128V76H125L124 78H122L121 80H120V82L118 83H116V85H112V88H111V91L109 92L110 94H108V95H110V96H106V99L105 100H103L102 102H101V104H100V107H97L95 110H94V112L92 113V115L90 116V113H89V116L90 117H88V118H86V119H88L87 121H86V119H85V123H84V125L83 124H80V125H82V129H81V127L79 128V129H81L80 130V132H79V134H78V136L75 138V140H74V142H70L71 143V145H72V147H70V149H69V147L68 146H66V148L68 147V149H65V150H67L66 152H65V150H64V147H65V145H66V143L67 142H69L71 139H72V137H71V135H72V132L74 131V128H75V126L77 125L78 126V124L77 123H80L81 121V119L80 118H83L82 116L88 111V109H89V107L91 106L88 102H84V98L86 97V98H91V99H97V92H98V90L101 88V86H102V83L99 85V84H96V81L99 79V77H98V75H99V73H100V71H101V67H102V65L100 66V63H103V59H102V57H103V54L104 53H107L106 51H107V48L109 49V43L108 42H110L111 40H109V38H110V36H107V40L108 41H105L106 42V44H103V45H100L99 46V48L101 47V49H99V50H97V51H95V50H93V51H95V52H97V53H95L96 55H97V60H96V66L92 69V68H90L91 69V72H87L86 71V73L87 74H84V76L85 75H90V82H89V80H88V77L86 78L87 80H88V82H89V88L87 89V90H85V93H84V97L82 96V97H80V101H81V98H82V101H81V103L79 102L78 104H80L79 106H77V108H76V111L75 112H77V114H76V116L73 118V121L71 122V124L70 125H67V127H65V128H63V129H61L60 131H55V130H52V127L50 128V126H52V125H50V123H49V127H47V129H48V131L51 129L52 131H51V133H50V131H49V133H47L46 131H47V129L45 130V129H43V130H41V131H43V133H44V135H43V133H42V135L41 136H39V138L37 139L36 138V136H34L35 138H36V141L33 139H31V140H26V138L27 139H29L30 137H25L24 136V138H25V140H26V143H27V146H29V143L30 142H27V141H32V143H33V141H34V145L36 144V143H39V142H43L42 143V145H43V147H45V149L47 150V151H49V153L48 154H46L45 155V157H46V159H44V160H46V161H44V163L46 164V162H47V160L49 159V158H47V157H50L51 159H49V161L48 162H52V160L54 161L55 159L54 158H57L59 155H60V153L61 152H63L62 153V162H61V165H58L59 166V168L54 172V176H52V179L50 180V178H48V175H49V173H48V169H49V167H50V164L51 163H48V164H46L45 165V167H43V168H41V166H43V163L40 165V167H38V166H34V165H32L30 162H28L27 161V159H26V161L29 163H27L26 161V163L28 164V165H32V166H34L35 168L33 169V167L31 168L32 169V171L29 169V166L27 165L26 167H25V165H26V163L25 162H20V163H18L17 161L19 160V159H16L17 157H15V155H14V160L13 159H11V160H9V161H11L12 162V164L10 165L9 164V161H8V164L9 165H7L8 167H5L6 169H1V170H3V171H1V173H0V192H1V190L3 191V195H4V191H5V195L3 196H1L0 195V206H2V205H8L9 204V202L12 200H14V203H15V206H17L16 208H14V205L13 206H11V207H13L14 209H12L11 208V210L13 211L12 212V214L10 215V217H9V221H7L8 220V218L5 220L6 222H7V224H8V222H10L11 220H12V218H13V216L17 213V211L19 210L20 211V213L18 212V214L20 215L21 214V211L22 210H20L21 209V207H22V205H24V203L26 202L25 200L29 197V195H30V193H32V190L34 189V187L32 186V187H29L30 186V182L31 183H33V180H35L36 181V179H41V180H38V182H41V181H44L43 182V184H42V187H43V185H44V183H45V185H47V183L46 182H48V184H49V181H50V183L51 184H49L50 186L49 187H47L44 191H43V199H42V201L39 199L38 200V198L35 196V194H37L38 193V191H34L33 192V194L32 195H34L36 198H37V200L38 201H41V203L38 205V203L39 202H37V205L38 206H36V203L34 202V204H35V208L32 210V207H30L29 206V208H31L30 209V212L28 211V214L25 212V214H26V216H24V218L25 219H23L22 218V220H21V223H20V226L13 232V234H12V236H11V234L9 233V229H8V235H5V236H7V237H5V239L4 240H6V238L8 239V237H9V235H10V239L7 241V245L5 246V247H2L1 248V246H0V264H99V262H98V260H99V258H101L102 256H104L105 254L107 255V258L109 259V257H110V255H112V252H113V250H114V243H115V240H116V231H115V227H116V225H118V223L119 224H124V226H125V222H126V225L128 224V221H129V212H130V209H131V207L133 206V201H132V198H131V194H132V192L135 190V189H137L136 191L137 192H134V194L136 195V194H138L139 195V193L142 195L141 197L142 198H144L145 197V195H147V193H145V190H149L148 188H150L151 186H148L147 184L145 185V183H147V181H145L144 182V184H141L139 187H138V185H137V187H135L136 186V183L138 182L137 180L139 179V178H141L140 180L141 181H143V180H146L147 178L146 177H149L151 174H152V176H154L156 173H158L159 171L158 170H160L161 172H162V170H164L162 167H164L163 165L165 164L164 162H166V160H164V159H166V158H169L170 160H172V161H170V163L168 164L167 162V164L166 165H172L171 167H173V166H175V167H173V168H175V169H173L174 171L176 170L177 171V164L175 165V164H173L174 163V161L175 162H178V160H180L181 159V157H180V159L178 158L179 156H181L180 155V152L181 153H183L184 151H181V149L179 150V147H182L180 144L182 143L181 142V140H180V138L177 136L180 132H178L177 134H176V132L174 131H171V133H169V134H171V136L168 138V140L167 139H165V137H164V135H163V131H162V128H161V125H162V121H163V119L165 118L164 117V115L162 116V117H160V119L158 118V119H154L153 121L151 120L152 119V117H153V115L151 116V121L149 120V119H147V122H149L150 121V123H147V124H149V129H147L146 130V121L144 122V125H143V121L141 120V119H139V118H141V117H139L138 119V121L136 120L135 122H138L139 124L142 122V124H141V129L139 130V127H138V125H136V124H133L132 122H131V120H120V121H118V119H117V121L116 120H114V118H117L116 117V115H118V113L117 114H115V117L114 116H110L109 118L110 119H107L108 118V115L110 114V112H109V107H108V105L109 104H111V102H114V101H117V102H114V103H119V101L120 102H122V101H124L123 103L125 104L124 105V107L128 104V106H126L127 108L130 106V108H128L127 110H128V112L129 113H131V111H133V109H134V106H135V103L134 102H137L136 101V99L134 100V102H133V100L131 101V104L130 103H127V102H130V100L129 101H127L126 100V97H125V100L127 101V102H125V100H124V91L125 90H127V89H137V88H139V89H141L142 88V90H144L145 91V93H143V94H145L146 95V99H144V96L143 95H141V96H143V99L144 100H146V101H149L148 100V98L149 97H159V95L162 93V91H167L166 89L167 88H169V87H167L166 89H164L167 85L166 84H170V83H172V80H171V76L173 75V71L174 70H178V67L179 66H182L181 64H186V63H189L190 61H191V63H192V59H193V54H195V53H193L194 51H195V49H193L194 51L193 52H190V50H186V51H184V50H182L181 48L184 46H186V44L187 43H189L188 42V40H190L191 41V39H193L194 37L196 38V36H198V34L196 35L195 34V31L193 30V29H189V27L191 26H189ZM198 25V24H197ZM27 26V25H26ZM66 26V25H65ZM68 26V25H67ZM66 26V27H67ZM84 26V25H83ZM93 26H95V25H93ZM112 26V25H111ZM129 26V25H128ZM143 26V25H142ZM149 26V25H148ZM210 27H211V25H209ZM208 26V27H209ZM30 27V26H29ZM52 27V26H51ZM61 27H63V26H61ZM69 27V26H68ZM87 27V26H86ZM115 27V26H114ZM138 27V26H137ZM151 27V26H150ZM154 26H152V28H153ZM165 27V26H164ZM178 26H174V28H171V29H175V28H177ZM204 27V26H203ZM17 28H19V27H17ZM37 28V27H36ZM60 28V27H59ZM83 28V27H82ZM90 28V27H89ZM91 28H93V27H91ZM117 28V27H116ZM115 28V29H116ZM125 28V27H124ZM144 28V27H143ZM204 28H206V26L204 27ZM6 29V28H5ZM28 29V28H27ZM58 29V28H57ZM60 29H64V27L63 28H60ZM99 29V28H98ZM103 29V28H102ZM114 29V30H115ZM145 29V28H144ZM146 29H148V30H150L149 28H146ZM169 29H170V27H169ZM11 30V29H10ZM9 30V31H10ZM21 30V29H20ZM67 30V29H66ZM65 30V31H66ZM85 30V29H84ZM90 30V29H89ZM95 30V29H94ZM96 30H97V28H96ZM113 30V31H114ZM127 30V29H126ZM138 30H140V29H138ZM141 30H142V27H141ZM140 30V31H141ZM152 30V29H151ZM151 30H150V32H151ZM208 30V29H207ZM55 31V30H54ZM87 31V30H86ZM93 31V30H92ZM100 31V30H99ZM110 31V29H109V27H108V31H104V32H109ZM111 31H112V29H111ZM112 31V32H113ZM145 31V30H144ZM184 31L186 32H188V35L186 34H184ZM16 32V31H15ZM33 32H35V31H33ZM52 32V31H51ZM50 32V33H51ZM59 32V31H58ZM94 32V31H93ZM143 32V31H142ZM146 32V31H145ZM203 32V31H202ZM207 32H209V31H207ZM61 33H62V31H61ZM64 33V32H63ZM90 33V32H89ZM115 33V32H114ZM119 33V32H118ZM117 33V34H118ZM124 33V32H123ZM141 33V32H140ZM140 33H138V34H140ZM15 34V33H14ZM57 34V33H56ZM99 34H100V32H99ZM105 34V33H104ZM111 34V33H110ZM129 34V33H128ZM137 34V35H138ZM143 34V33H142ZM146 34V33H145ZM150 34V33H149ZM152 34V33H151ZM154 34V33H153ZM152 34V35H153ZM209 34V36L211 35L210 34V32L208 33ZM26 35H28V34H26ZM31 35V34H30ZM29 35V36H30ZM61 35V34H60ZM67 35H68V32H67ZM67 35H65V37L67 36ZM112 35V34H111ZM125 35H127V34H125ZM144 35V34H143ZM147 35V34H146ZM184 35L186 36V37H184ZM196 35V36H195ZM203 35V33L199 36V37H201ZM10 36V35H9ZM53 36H55V35H53ZM97 35H95L94 37H96ZM100 36V35H99ZM103 36H106V34L105 35H103ZM120 36V35H119ZM122 36H123V34L121 35V37L120 38H122ZM212 36V35H211ZM18 37H20V36H18ZM17 37V38H18ZM59 37V36H58ZM114 37V36H113ZM132 37V36H131ZM175 38V37H180V41H181V39L183 40L181 43H174L173 42V40H172V38ZM184 37V38H183ZM206 37V36H205ZM213 37V36H212ZM8 38V37H7ZM46 38V37H45ZM60 38V37H59ZM71 39H73L72 37H70ZM120 38H119V41H120ZM130 38V37H129ZM137 38H139V37H137ZM146 38H147V36H146ZM152 38V37H151ZM173 38V39H174ZM56 39V38H55ZM63 39V38H62ZM147 39H149V38H147ZM196 39H199V38H196ZM202 39V38H201ZM207 39V38H206ZM54 40V39H53ZM64 40V39H63ZM91 39H89V41H90ZM113 40V39H112ZM135 40V39H134ZM140 40H141V38H140ZM142 40H143V38H142ZM145 40V39H144ZM175 40H177L176 38H175ZM28 41V40H27ZM42 41V40H41ZM43 41H46V40H44L43 39ZM66 41V40H65ZM68 41H69V39H68ZM67 41V42H68ZM74 41V40H73ZM72 41V42H73ZM86 41H88V40H86ZM85 41V42H86ZM117 41H118V39H117ZM118 41V42H119ZM123 41H125V40H123ZM131 41H132V39H131ZM201 41V40H200ZM203 41V40H202ZM208 41V40H207ZM47 42V41H46ZM56 42V41H55ZM71 42V41H70ZM80 42V41H79ZM113 42V41H112ZM111 42V43H112ZM177 42V41H176ZM195 42H197V41H195ZM199 42V41H198ZM204 42V41H203ZM49 43V42H48ZM48 43H47V45H48ZM50 43H52V41L50 42ZM59 43V45H60V43H61V41L60 42H58ZM58 43L56 44V45H54V46H56L57 47V45H58ZM63 43H64V41H63ZM69 43V42H68ZM114 43H115V41H114ZM136 43V42H135ZM134 43V44H135ZM205 43V42H204ZM207 43V42H206ZM46 44V43H45ZM54 44V43H53ZM62 44V43H61ZM93 44V43H92ZM120 44V43H119ZM142 44H141V46H142ZM195 44V43H194ZM35 45V44H34ZM46 45V46H47ZM50 45V44H49ZM67 45V44H66ZM69 45V44H68ZM72 45V44H71ZM117 45V44H116ZM190 45V44H189ZM53 46V47H54ZM62 46V45H61ZM75 45H73L72 47H74ZM107 46H109V47H107ZM119 46L120 45H118L117 47L119 48ZM122 46H124V45H122ZM126 46H129V45H126ZM126 46H125V49H126ZM133 46V45H132ZM137 46V45H136ZM33 47V46H32ZM48 47H50V46H48ZM51 48V50L53 49V51H56V49L57 48ZM59 48H60V46H58ZM64 47H66V46H64ZM88 47V46H87ZM96 47V46H95ZM114 47V46H113ZM131 47V46H130ZM188 47V49H190L189 48V46H187ZM186 47V48H187ZM67 48V47H66ZM75 48V47H74ZM84 48V47H83ZM92 48H93V45H92ZM132 48H134V46L132 47ZM137 48V47H136ZM61 49V48H60ZM60 49H57V51L58 50H60ZM80 49V48H79ZM81 49H82V46H81ZM81 49H80V51H81ZM87 49V51L88 50H90L91 51V47L89 46V48H86ZM145 49V50H144ZM50 50V51H51ZM73 50V49H72ZM129 50V49H128ZM131 50H133V49H131ZM130 50V51H131ZM75 51V50H74ZM87 51H85V50H82L81 52H83V54H84V52H86L87 53ZM90 51H88V53L90 52ZM120 51V50H119ZM124 51V50H123ZM137 51H138V49H137ZM197 51V50H196ZM67 52V51H66ZM78 52V51H77ZM76 52V53H77ZM80 52V53H81ZM134 52V51H133ZM136 52V51H135ZM51 53V52H50ZM57 53H59V52H57ZM61 53V52H60ZM64 53V52H63ZM68 53V52H67ZM80 53H77V54H80ZM85 53V54H86ZM88 53H87V56H88ZM91 53H93V52H91ZM91 53H89L90 55H91ZM111 53H112V51H111ZM125 53V52H124ZM131 53V52H130ZM136 53H138V52H136ZM141 53V51L138 53V54H140ZM73 54H75V53H73ZM110 54V53H109ZM117 54V53H116ZM145 54H146V52H145ZM53 56L55 55L54 53L52 54ZM52 55H50L51 57H52ZM58 55V54H57ZM64 55V54H63ZM66 55V54H65ZM68 55H70L69 53H68ZM96 55H93V56H96ZM112 55V54H111ZM117 55H119V54H117ZM126 55V54H125ZM133 55V54H132ZM49 55H47V56H45V58L46 57H48ZM50 56H49V58H50ZM67 56V55H66ZM87 56H85L86 57V61H87V63H89V62H91V61H89V60H87L88 58H87ZM116 56V55H115ZM124 56V55H123ZM137 57L139 56V55H136ZM141 56V55H140ZM145 56V58H146V55H144ZM143 56V57H144ZM197 56V55H196ZM57 57V56H56ZM69 57H71V55L69 56ZM68 57V58H69ZM72 57H74V56H72ZM129 57H131L130 55H129ZM195 57V56H194ZM199 57V56H198ZM53 58V57H52ZM58 58V57H57ZM62 58V57H61ZM63 58H65V57H63ZM67 58V59H68ZM77 59L79 58V57H76ZM92 58V56L90 57V59ZM105 58V57H104ZM107 58V57H106ZM48 59V58H47ZM54 59V58H53ZM52 59V60H53ZM75 59V58H74ZM80 59V58H79ZM120 59V58H119ZM130 59V58H129ZM153 59V60H154ZM51 60V59H50ZM57 60H60L59 58L57 59ZM84 60V59H83ZM92 60V59H91ZM94 60H95V58H94ZM93 60V61H94ZM121 60H123V59H121ZM131 60V59H130ZM154 60V61H155ZM195 60H196V58H195ZM55 61V60H54ZM63 61H64V59H63ZM70 61V60H69ZM78 61V60H77ZM117 61V60H116ZM134 60H132V61H130V62H132L133 63V66H134V62H133ZM149 61V60H148ZM151 61V60H150ZM149 61V62H150ZM203 61V60H202ZM74 62V61H73ZM79 62V61H78ZM81 62H83V61H81ZM80 62V63H81ZM126 62V61H125ZM128 62H129V60H128ZM157 62V61H156ZM38 63V62H37ZM54 63H56V62H54ZM57 63H59V61H57ZM61 63H63V62H61ZM61 63H59L58 65L57 64H53V62H51V61H49V59H48V62H47V65H45V66H47L46 67V69H49V70H51L52 68H57V66H58V68H59V70H60V67L62 68V65H60ZM83 63H85V62H83ZM114 63V62H113ZM135 63H138V62H136L135 61ZM147 63V62H146ZM195 63H196V61H195ZM44 64V63H43ZM45 64H46V60H45ZM64 64V63H63ZM99 64V65H98ZM131 64V63H130ZM140 64V63H139ZM138 64V65H139ZM149 64H147V67H148V65ZM190 64V63H189ZM41 65H42V63H41ZM55 65V66H54ZM57 65V66H56ZM77 65H79L78 63H77ZM89 65V64H88ZM94 65V64H93ZM92 65V66H93ZM179 65V66H178ZM192 65H193V63H192ZM38 66V64L36 65V67ZM40 66V65H39ZM54 66V67H53ZM92 66H90L89 65V67H92ZM35 67V66H34ZM35 67V68H36ZM81 67V66H80ZM88 67V66H87ZM87 67H84L83 69H86ZM129 67V66H128ZM131 67V66H130ZM129 67V68H130ZM184 67H185V65H184ZM34 68V69H35ZM51 68V69H50ZM139 68H140V66H139ZM181 68H183V67H181ZM181 68L179 69L180 71H181ZM82 69V68H81ZM135 69H138V66L135 68ZM35 70H37V69H35ZM87 70V69H86ZM88 70H89V68H88ZM131 70V69H130ZM129 70V71H130ZM178 70V71H179ZM84 71V70H83ZM90 71V70H89ZM128 71V70H127ZM203 71V70H202ZM20 72V71H19ZM79 72V71H78ZM82 71L80 70V73H81ZM85 72V71H84ZM121 72V71H120ZM126 72V71H125ZM175 72V71H174ZM182 72V71H181ZM34 73H35V71H34ZM123 73V72H122ZM127 73V72H126ZM38 74H39V71H38ZM118 74H119V72H118ZM117 74V75H118ZM121 74V73H120ZM129 74H130V72H129ZM81 76H82V74H80ZM113 75V74H112ZM122 75V74H121ZM127 75V74H126ZM187 75V74H186ZM119 76V75H118ZM86 77V76H85ZM85 77H84V79H85ZM120 77H122V76H120ZM21 78V77H20ZM116 78V77H115ZM182 78V77H181ZM17 79V78H16ZM19 79V78H18ZM86 80V81H87ZM15 81V80H14ZM85 81V82H86ZM104 81V80H103ZM176 81V80H175ZM9 82V81H8ZM16 82V81H15ZM114 82V81H113ZM87 83V82H86ZM107 84V83H106ZM113 84V83H112ZM9 85V84H8ZM12 85V84H11ZM109 85V84H108ZM15 86H17V85H15ZM19 86V85H18ZM21 86V85H20ZM170 86V85H169ZM107 86H105V88H106ZM110 87V86H109ZM172 87H174V86H172ZM177 87H179V86H177ZM15 88V87H14ZM9 89V88H8ZM94 89H96V94H94L93 95V93H92V90H94ZM170 90H172V89H174V88H169ZM175 89L177 90L178 88H176L175 87ZM172 90V91H176V90ZM50 90V89H49ZM105 90V89H104ZM103 90V91H104ZM106 90H107V88H106ZM14 91V90H13ZM62 91V90H61ZM65 91V90H64ZM144 91H142V92H144ZM169 91V90H168ZM167 91V92H168ZM178 91H180V90H178ZM106 92V91H105ZM162 93V94H170V93ZM170 92V91H169ZM15 92H13V94H14ZM82 93V92H81ZM101 93V92H100ZM161 94V96L163 97L164 95H162ZM12 95V94H11ZM99 95V94H98ZM138 95V94H137ZM168 96V95H167ZM19 97V96H18ZM17 97V98H18ZM61 97V96H60ZM122 97H123V99H122ZM130 97V96H129ZM161 97V99H163ZM4 98V97H3ZM15 98V97H14ZM40 98V97H39ZM61 98H63V97H61ZM67 98V97H66ZM141 97H139V103L138 104H140V106H141V103L143 102V103H145V101L143 100V101H141L142 100V98L140 99ZM165 98H166V96H165ZM165 98H164V100H165ZM5 99H7V98H5ZM138 99V98H137ZM8 100V99H7ZM11 100V99H10ZM17 100V99H16ZM22 100V99H21ZM29 100V99H28ZM27 100V101H28ZM33 100V99H32ZM39 100V99H38ZM68 101V103H63V104H67L68 106H69V99L68 100H66V99H63V101ZM152 100V99H151ZM150 100V101H151ZM163 100V101H164ZM167 100H169V99H167ZM12 101V100H11ZM18 101V100H17ZM31 101V100H30ZM61 101V100H60ZM64 101V102H65ZM86 101V100H85ZM96 101V104H97V100H95ZM141 101V102H140ZM149 101V102H150ZM25 102V101H24ZM42 102V101H41ZM44 102V101H43ZM54 102V101H53ZM132 102H133V104H132ZM148 102V103H149ZM173 102V101H172ZM14 103H17V102H14ZM18 103H19V101H18ZM26 103V102H25ZM35 103V102H34ZM55 103V102H54ZM58 103V102H57ZM99 103V102H98ZM113 103V104H114ZM142 103V104H143ZM147 103V102H146ZM152 103H155L154 101L152 102ZM167 103V102H166ZM8 104V103H7ZM28 104V103H27ZM59 104V103H58ZM113 104H112V106H113ZM119 104H121V105H123L122 103H119ZM130 104V105H129ZM170 104H172V103H170ZM9 105H10V103H9ZM12 105V104H11ZM16 105V104H15ZM60 105H61V103L59 104V107H58V110H59V108H60V110H62L63 111V106H61L60 107ZM70 105H72V104H70ZM116 105H118V104H116ZM121 105H120V107H121ZM132 105H133V109L131 108L132 107ZM151 104L149 103V105H144L145 107H148V106H150ZM167 105V104H166ZM188 105V104H187ZM54 106V105H53ZM68 106H65V108L66 109H68L69 107ZM112 106L110 105V111H111V109H112ZM115 106V105H114ZM138 106V105H137ZM139 106V107H140ZM143 106V105H142ZM172 105H170V106H168V107H171ZM10 107V106H9ZM12 107V106H11ZM16 107H18V106H16ZM20 107V106H19ZM23 107V106H22ZM27 107V106H26ZM57 107V106H56ZM68 107V108H67ZM145 107H143V108H145ZM152 107H154L153 105H152ZM176 107V106H175ZM1 108V107H0ZM21 108V107H20ZM19 108V109H20ZM25 108V107H24ZM42 108V107H41ZM47 108V107H46ZM71 108H72V106H71ZM115 108V107H114ZM137 107H135V109H136ZM151 108V107H150ZM185 108V107H184ZM4 109V108H3ZM17 109V108H16ZM23 109V108H22ZM27 109H28V107H27ZM56 109V108H55ZM73 109V108H72ZM123 109H125V111H126V108H123ZM129 109H131V110H129ZM142 109V108H141ZM149 109V108H148ZM147 109V110H148ZM163 109H166V108H163ZM170 109V108H169ZM13 110V109H12ZM69 110V109H68ZM140 111V108L138 109L137 108V110L136 111ZM143 110V109H142ZM141 110V111H142ZM151 110V109H150ZM172 110V109H171ZM174 110V109H173ZM181 110V109H180ZM201 110H203V109H201ZM14 111H16V110H14ZM14 111H12V112H14ZM20 111V110H19ZM26 111V110H25ZM50 111V110H49ZM66 111V110H65ZM115 111V110H114ZM152 111V110H151ZM176 111V110H175ZM186 111H188L187 110V108H186ZM204 111V110H203ZM203 111H201V112H203ZM23 112V111H22ZM40 112V111H39ZM116 112H118V111H116ZM148 112V111H147ZM153 113H154V111H152ZM169 112H170V110H169ZM179 112V111H178ZM193 114H194V111H191ZM197 112V111H196ZM200 112V111H199ZM198 112V114H200ZM29 113H31V111L29 112ZM41 113V112H40ZM49 113V112H48ZM63 113V112H62ZM135 114L136 112H135V110L131 113V114ZM143 113H145V111L143 112ZM165 113H166V110H165ZM170 113H173V115H176V113H174V111L173 112H170ZM16 113H14V116H17V115H15ZM39 114V113H38ZM53 114V113H52ZM113 114V113H112ZM131 114H130V116H131ZM133 114V115H134ZM137 114H138V112H137ZM141 114V116H142V113H140ZM150 114V113H149ZM152 114V113H151ZM157 114V113H156ZM155 114V115H156ZM168 114V113H167ZM167 114H165L166 116H167ZM189 114V113H188ZM4 115V114H3ZM47 115V114H46ZM60 115V114H59ZM61 115H63V114H61ZM66 115V114H65ZM146 115H147V113H146ZM161 115V114H160ZM170 115V114H169ZM173 115H171V117L173 116ZM2 116V115H1ZM13 116V117H14ZM19 116H20V114H19ZM32 116V115H31ZM37 116V115H36ZM39 116V115H38ZM41 116H43V114L41 115ZM49 116L51 117V114H49ZM53 116V115H52ZM67 116H68V114H67ZM121 116V115H120ZM119 116V117H120ZM136 115H134V117H135ZM148 116V115H147ZM150 116V115H149ZM177 116V115H176ZM176 116H173L172 118L174 119H170V120H173L174 121V123H176L177 124V126H178V122L177 121H175V118H177ZM198 116V115H197ZM197 116H196V118H197ZM203 115H199V117L201 118ZM18 117V116H17ZM16 117V118H17ZM24 116H20V118H23ZM46 117V116H45ZM44 117V119H45V121L43 120V121H41V120H36V117H35V119H34V117H30V119L29 118H27L28 120H27V122H26V127H29L28 128V130L30 131V134L28 133V132H26V133H28L27 135L29 136V135H31L32 133L31 132H33L34 134L33 135H35V132L34 131H32V130H34L36 127L34 126V124H37V123H40V121L43 123L44 122V124H46V123H48L47 121L48 120H50L51 121V119H49V117L47 116V119ZM57 117H58V115H57ZM113 118V120L111 121V119ZM122 117V116H121ZM127 117V116H126ZM134 117H132V118H134ZM143 117H144V114H143ZM146 117V116H145ZM156 117V116H155ZM164 117V118H163ZM168 117H170V116H168ZM195 117V116H194ZM204 117V116H203ZM15 118V117H14ZM19 118V117H18ZM19 118V119H20ZM43 118V117H42ZM54 118V117H53ZM52 118V119H53ZM63 118V117H62ZM68 118V117H67ZM185 118V117H184ZM189 118V117H188ZM187 118V119H188ZM199 118V119H200ZM24 119V118H23ZM41 119V118H40ZM57 119V118H56ZM59 119V118H58ZM107 119V120H106ZM136 119H137V117H136ZM198 119V118H197ZM197 119H196V121H197ZM204 119V118H203ZM208 119V118H207ZM144 120V119H143ZM149 120V121H148ZM177 120V119H176ZM16 121H18V122H20L18 119L16 120ZM80 121V122H79ZM167 121H169L168 119H167ZM204 121V120H203ZM201 122V123H204L205 124V121L204 122ZM208 121V120H207ZM206 121V122H207ZM17 122V123H18ZM46 122V123H45ZM64 122H65V120H64ZM70 122V121H69ZM105 122L107 123V128H108V126L109 127H111V125H113V124H111V123H114L115 124V130H116V132L114 131V133H115V136L116 137H119V136H121V134L123 133V135L125 134L126 136H127V138H123V139H126L125 140V142H124V146H126L127 145V147L126 148H128V150H126L125 149V153H123L122 152V149L124 150V148L122 147V149H121V147L120 148H118V146H117V141H118V138H117V140H116V143L114 144V142H111V143H107L108 141H107V139L108 140H110L109 139V137L111 138V140L110 141H113L114 140V134L113 133H111V132H113V130H111L110 129V131L111 132H108L107 131V129H106V124H105ZM110 122V123H109ZM166 122V121H165ZM172 122V121H171ZM41 123V124H42ZM83 123V122H82ZM173 123V122H172ZM182 123V122H181ZM194 123V122H193ZM44 124H42V126L39 124V127H41V128H43V127H45L46 128V126H44ZM57 124V123H56ZM108 124H110V125H108ZM167 124H168V122H167ZM198 124V123H197ZM204 124H202V125H204ZM209 124H210V121H209ZM214 124V123H213ZM20 125H22V124H20ZM47 125V124H46ZM79 125V126H80ZM105 125V126H104ZM150 125H151V127H150ZM198 125H200V124H198ZM37 126V125H36ZM48 126V125H47ZM57 126H59V125H57ZM69 126V127H68ZM78 126V127H79ZM146 127L145 128V131H148L149 130V132H145L144 130H143V128L142 127ZM166 126V125H165ZM169 126V128H170V124L168 125ZM211 125H209V127H210ZM34 129H33V128ZM63 127H64V125H63ZM78 127L76 128V129H78ZM173 128H174V126H172ZM185 127H186V125H185ZM197 127V126H196ZM215 127V126H214ZM41 128H39V130L41 129ZM112 128V129H113ZM201 127H199V129H200ZM206 128V127H205ZM207 128H208V126H207ZM206 128V129H207ZM242 128V127H241ZM3 129V128H2ZM2 129H0V131L2 130ZM54 129V128H53ZM59 129V128H58ZM57 129V130H58ZM76 129H75V131H76ZM78 129V130H79ZM178 129H179V126H178ZM182 129V128H181ZM203 129V128H202ZM202 129H200V131H202ZM212 129V128H211ZM36 131L38 130V129H35ZM45 130V131H44ZM108 130H109V128H108ZM141 130H143L142 132H140ZM170 130H171V128H170ZM173 130V129H172ZM177 130V129H176ZM213 130V129H212ZM225 130V129H224ZM247 131H249L248 129H246ZM254 131H255V129H253ZM26 131H27V128H26ZM55 131V132H54ZM186 131V130H185ZM203 131H205V130H203ZM220 131H222L223 132V130H220ZM229 131H231V130H229ZM228 131V132H229ZM233 131V130H232ZM239 131V130H238ZM39 132V131H38ZM77 132V131H76ZM103 132H104V134H103ZM105 132H108V133H111V135H113V136H109V134L107 135V134H105ZM187 132V131H186ZM226 132V131H225ZM244 132H246V131H244ZM244 132L242 133H240V134H244ZM40 133V134H41ZM117 133V134H116ZM126 133H128V134H126ZM142 133H146V134H142ZM185 133V132H184ZM202 133V132H201ZM252 133H253V131H252ZM252 133H250V131H249V134H247V133H245L244 135H241L242 137H241V140H238V141H236L235 143H237V142H243L244 143V139H245V137H248V136H250V141H247L248 139H245L246 140V142L244 143V145H242V143H240V145H239V143H237L238 144V146H237V144H235L234 143V145L236 146V149L235 148H233V146L232 147H230L231 149L233 148L234 150H237L236 152L234 151H231V149L230 148H228V149H230V151L231 152H233L236 156H237V153H238V151H239V147H241L242 149H245V150H241V148H240V150L242 151V152H244V154L245 155H247V156H249L250 154L249 153H245V152H249V151H251V150H249V149H252V147H253V145H254V143H255V139H253L252 137H251V134ZM255 133H257L256 131H255ZM36 134H38V133H36ZM39 134V135H40ZM75 134V133H74ZM73 134V135H74ZM102 134V135H101ZM118 134H120V135H118ZM190 134H192V133H190ZM203 134V133H202ZM207 134V133H206ZM223 134V133H222ZM228 134V133H227ZM239 134V133H238ZM248 136H247V135ZM72 135V136H73ZM99 135H101V136H99ZM106 135V137H108V138H106V137H104ZM123 135H122V137H123ZM129 135V136H128ZM152 135V136H151ZM204 135V134H203ZM233 135V134H232ZM246 135V136H245ZM257 135V134H256ZM38 136V135H37ZM76 136V135H75ZM97 136H99L100 138V140H101V142L103 141V143H102V145L104 144V142H105V144H108V145H112V143H113V145L110 147V148H112L113 146H114V148H116V150H112V151H115V152H117V153H119L118 155H119V157L121 158V156H120V152H122V154H123V159H125V162H123L122 161V163H121V166H122V169H120L121 168V166H120V164H119V162H117L118 164H119V169L118 170H116L114 167H112L111 168V166H109V164H108V159H109V156H110V154L108 155V153L106 152V150L108 149V151H109V148H107L106 150L105 149H103V147H102V145H100V144H97L96 143V140H95V138L97 137ZM102 136L106 139V141H104V138H102ZM236 136H238V135H236ZM253 136V135H252ZM32 137V136H31ZM33 137V138H34ZM115 137V138H116ZM234 137H235V135H234ZM239 137V136H238ZM244 137V138H243ZM24 138H23V140H24ZM69 138H71L69 141H68V139ZM102 138V139H101ZM201 138V137H200ZM228 140H229V136L228 137H226ZM240 138V137H239ZM242 138H243V140H242ZM249 138V137H248ZM254 138H256V137H254ZM98 139V140H99ZM164 139H165V141H167V142H165L164 141ZM190 140H191V137L189 138ZM188 139V140H189ZM202 139V138H201ZM231 139V138H230ZM253 139V140H252ZM22 140V142H23V144L24 145H26V143H25V141H23ZM42 140H44V141H42ZM189 140V141H190ZM194 140V139H193ZM192 140V141H193ZM207 140H209V139H207ZM233 140V139H232ZM109 141V142H110ZM121 141H123L122 139H121ZM185 141V140H184ZM186 141H187V139H186ZM192 141H190V142H192ZM201 141H204V139L203 140H201ZM211 141V140H210ZM36 142V143H35ZM97 142H99V141H97ZM153 142V144L155 143V147L154 146H149L150 145V143H152ZM161 143V145H158L159 143ZM165 144H164V143ZM188 142V141H187ZM226 142V141H225ZM249 142V143H248ZM250 142H252V144L250 143ZM254 142V143H253ZM1 143H2V141H1ZM32 143H30V144H32ZM120 143V142H119ZM118 143V144H119ZM122 143V142H121ZM149 143V145H147ZM158 143V144H157ZM186 143V142H185ZM193 143H195V141L193 142ZM197 143V142H196ZM199 143V142H198ZM208 143V142H207ZM246 143L248 144V146L246 145ZM153 144H151V145H153ZM183 144V143H182ZM187 144H189V142L187 143ZM249 144H250V146L252 145V147H249ZM24 145H22V146H24ZM68 145V144H67ZM70 145V144H69ZM70 145V146H71ZM108 145H106V147H109ZM121 145V144H120ZM123 145V144H122ZM164 145V146H163ZM166 145V146H165ZM204 145H206V144H204ZM233 145V144H232ZM247 146L249 149L247 150L245 147L243 148L242 146ZM1 146H3V145H1ZM26 146V147H27ZM31 146V145H30ZM30 146H29V149H30ZM38 146V145H37ZM41 146V145H40ZM117 146V147H116ZM149 146V147H148ZM163 147L164 149L163 150H161L160 151V149L158 150V149H156V147H158V148H161V147ZM190 146V145H189ZM255 146V145H254ZM42 147V148H43ZM92 147H93V149L95 150L93 153H89L90 152V149H92ZM105 147V146H104ZM105 147V148H106ZM151 147V149L152 148H155L156 150H157V152H155V154H154V150H151L150 152L148 151V149ZM183 147H185V146H183ZM187 147V146H186ZM185 147V148H186ZM196 146H194L193 148H195ZM200 147V146H199ZM28 148V147H27ZM32 148H34L35 150L37 149V147L35 148V147H33L32 146ZM38 148H39V146H38ZM41 148V149H42ZM142 148H145L144 150H146V152H148L151 156L153 155V157H154V155H156L155 157H156V159H155V161H156V164L157 165H161V167H160V165L158 166L159 167V169L158 168H156V164L154 163V166H155V168H156V170H157V172H154L155 174H153L152 173V171H151V174L149 175H147V174H145V172H148L149 170H152V168L148 165V162L144 159L145 158V156L147 155H145L144 156V158H143V155H140V154H142L141 152L143 151L142 150ZM192 148V147H191ZM205 148V147H204ZM212 148H214V147H212ZM221 148V147H220ZM1 149V148H0ZM24 149H25V146H24ZM117 149H119V150H117ZM167 149L169 150V151H167ZM189 149V148H188ZM199 149V148H198ZM254 149V150H253ZM253 152L255 151V148L253 147ZM15 150V149H14ZM18 150V149H17ZM34 150V151H35ZM43 150V149H42ZM111 150V149H110ZM121 150V151H120ZM142 150V151H141ZM164 150H166L165 151V153L164 152H162V151H164ZM180 152H179V151ZM192 150V149H191ZM203 150V149H202ZM210 150V149H209ZM16 151V150H15ZM19 152L21 151L20 149L18 150ZM18 151L16 152L17 153V155L18 154H20V153H18ZM40 151V150H39ZM45 151V150H44ZM118 151H120V152H118ZM196 150H194V152H195ZM23 152V151H22ZM21 152V153H22ZM144 152V151H143ZM161 152V153H160ZM188 152V151H187ZM187 152H186V154H187ZM193 152V151H192ZM229 152V151H228ZM242 152L241 153H239V157H240V154H242ZM9 153V152H8ZM15 153V152H14ZM24 153V152H23ZM27 153V152H26ZM38 153V152H37ZM36 153V154H37ZM110 153H111V151H110ZM117 153H116V155H117ZM127 153V154H126ZM153 153V154H152ZM164 153V154H163ZM179 153V154H178ZM189 153V152H188ZM216 153H218V152H216ZM233 153H231V154H233ZM255 153V152H254ZM29 154H31V156H32V153H29ZM124 154H126V155H128V157L126 156V155H124ZM185 154V153H184ZM193 154V153H192ZM208 154V153H207ZM207 154H205V155H207ZM211 154V153H210ZM214 154V153H213ZM243 154V155H244ZM251 154H252V151H251ZM23 155V154H22ZM34 155V154H33ZM39 155H40V153H39ZM114 155V154H113ZM130 155V156H129ZM141 156V158H140V156ZM195 155V154H194ZM212 155V154H211ZM243 155L241 156V157H243ZM9 156V155H8ZM27 156V155H26ZM25 156V158H28V156L26 157ZM31 156H29V157H31ZM34 156H37V155H34ZM149 156V155H148ZM196 156V155H195ZM214 156H217V155H215L214 154ZM213 156V157H214ZM235 156V157H236ZM111 157V156H110ZM112 157H115V156H112ZM117 157V156H116ZM183 157H184V155H183ZM182 157V158H183ZM203 157V156H202ZM219 157V156H218ZM238 156L236 157V158H234V160L236 159V160H238V159H240L241 160V158H239ZM253 157H255V155L253 156ZM11 158H13V157H11ZM18 158H22V159H24L21 155H19V157ZM42 157H40V159H41ZM61 158V157H60ZM118 158V157H117ZM147 158V157H146ZM188 158V157H187ZM190 156H189V159L187 160L186 159V156H185V158L184 159H186L185 161H188V162H190L189 160H190ZM244 158V157H243ZM242 158V159H243ZM21 159V160H22ZM43 159H42V161H43ZM135 159V160H134ZM183 159V160H184ZM211 159V158H210ZM213 159V158H212ZM220 159H222V158H220ZM219 159V160H220ZM8 160V159H7ZM13 160V161H12ZM25 160V159H24ZM30 160V159H29ZM56 160H58V159H56ZM153 160V159H152ZM203 160V159H202ZM202 160H200V163L202 162ZM215 160V159H214ZM240 160H238V163L237 164H243V163H239L240 162ZM244 160H246V156H245V159ZM247 160H248V157H247ZM246 160V161H247ZM20 161V160H19ZM23 161V160H22ZM42 161H40V162H42ZM149 161L151 162V160L149 159ZM164 161V162H163ZM167 161H169V160H167ZM194 161V160H193ZM216 161V160H215ZM231 161V160H230ZM249 161V160H248ZM59 162H60V160H59ZM171 162H173V163H171ZM180 162V161H179ZM196 162H198V160L196 161ZM196 162L194 163V165L196 166L197 164H196ZM220 163L222 162V161H219ZM243 162V161H242ZM245 162V161H244ZM252 162V161H251ZM5 163L6 162H4V166H5ZM23 163H24V167L25 168H28V169H25L26 170V172H23V174L20 176L19 174H20V171L21 170H19V174L17 173V176L19 177L20 176V178L18 179V177L16 176V178L18 179V181H16V182H10L12 179H11V177H15V173L14 172H16L18 169H20V167H22L23 166ZM57 163V162H56ZM146 163V164H145ZM161 163H163V164H161ZM181 163H182V159H181ZM200 163H198V164H200ZM204 162H202V164H203ZM218 163V162H217ZM246 163L247 162H245L244 163V165H246ZM254 163V162H253ZM53 164V163H52ZM185 164V163H184ZM189 164V163H188ZM191 164V163H190ZM189 164V165H190ZM192 164H193V162H192ZM216 164V163H215ZM219 164V163H218ZM251 164V163H250ZM22 165V166H21ZM115 165H117L116 163H115ZM146 165V166H145ZM165 165V170L167 169V170H169L170 171V173H168L167 172V170L166 171H164L163 173H161V174H163V175H161L160 174V176H161V179H162V176H163V178H164V174H165V178L167 177L166 175H167V173H168V176H170V174H171V172H172V170H170V169H172L170 166L168 167V166H166ZM185 165H187V164H185ZM204 165V164H203ZM238 165V166H239ZM244 165H242L241 167H243ZM248 165V164H247ZM1 166V165H0ZM57 166V167H58ZM148 166V167H147ZM154 166H153V168H154ZM177 166V167H176ZM188 166V165H187ZM195 166H193L194 167V170H195ZM198 166V165H197ZM200 166H202V165H200ZM220 166H222V164L220 165ZM3 167V166H2ZM118 167V166H117ZM150 167V168H149ZM192 166H191V168L190 169H192L193 168ZM199 167V166H198ZM197 167V169L196 170H198L199 168ZM240 167V166H239ZM250 167V166H249ZM53 169L55 168V166L54 167H52ZM147 168H149L148 170H147ZM161 168V169H160ZM169 168V169H168ZM186 168V167H185ZM200 168H202V167H200ZM222 168V167H221ZM243 168H245V166L243 167ZM242 168V169H243ZM248 168V167H247ZM13 169H15V170H13ZM36 169H37V172H36ZM179 169V168H178ZM246 169V168H245ZM244 169V170H245ZM22 170H23V168H22ZM34 170H35V174L37 175V176H35V174H34V176H35V179H33L32 180V174H33V172H34ZM121 170H123L124 172H122ZM130 170L133 172V174H135L138 178L137 179H135L136 180V182L134 181V185H133V181L131 182V181H127V179H129L130 180V178H128V176L130 175V173L132 174V172H130ZM147 170V171H146ZM154 170V169H153ZM181 169H179V171H180ZM187 170V169H186ZM203 170H204V168H203ZM221 170V169H220ZM227 170V169H226ZM49 171H50V169H49ZM120 171L122 172V173H120ZM188 171V170H187ZM189 171H193V169L192 170H189ZM188 171V172H189ZM222 171V170H221ZM220 171V172H221ZM243 171V170H242ZM125 172H130L129 173V175H126L127 177L125 178L126 179V181L124 180V181H121L120 179H122V177H121V175L122 174H127V173H125ZM187 172V173H188ZM199 173L201 172L200 170L198 171ZM205 172V171H204ZM48 173V174H47ZM52 173V172H51ZM101 173H103L102 174V177H101ZM149 173H150V171H149ZM176 173V172H175ZM175 173H173L172 175H174ZM193 173H194V171H193ZM203 173V172H202ZM11 174V175H10ZM12 174H13V176H12ZM81 174L84 176V178L86 179V180H84L83 181V183H85L86 184V182H87V184L84 186V184H82V180L80 181L81 182V184H79L78 183V181H79V178H81L80 176H81ZM132 174V175H133ZM183 174V173H182ZM189 174H191V176H192V173H189ZM195 174H196V172H195ZM73 175L75 176V175H78L77 177H78V181L76 180L77 178L76 177H73ZM80 175V176H79ZM143 175H146V177H140V176H143ZM159 175V174H158ZM185 175H186V173H185ZM184 174H183V176H185ZM201 175H203V174H201ZM204 175H205V173H204ZM210 175V174H209ZM208 175V176H209ZM227 175H228V173H227ZM104 176V177H103ZM157 175H155V177H156ZM160 176H157L156 177V181L160 178ZM179 176H181V173H180V175ZM211 176V175H210ZM219 177H220V174L218 175ZM37 177V178H36ZM71 177L72 178H74L73 180L75 181H72L71 180ZM94 177V178H93ZM123 177H125V175L123 176ZM129 177H133V176H129ZM151 177V176H150ZM149 177V178H150ZM155 177H151L152 179H154V180H152L151 178L149 179L150 180V182H151V180H152V182L154 183L155 182ZM176 177V176H175ZM188 178H189V175L187 176ZM203 177V176H202ZM134 178H136V177H134ZM145 178V179H144ZM185 178V177H184ZM183 178V179H184ZM193 178V177H192ZM191 178V179H192ZM195 178V177H194ZM196 178H199V179H201L200 178V175H199V177H196ZM196 178H195V180H196ZM225 178V177H224ZM228 178H229V176H228ZM11 179V180H10ZM16 179V180H17ZM83 179V178H82ZM88 179V180H87ZM91 179V180H90ZM161 179H159V180H161ZM181 179V178H180ZM199 179H197L198 181H199ZM204 179V178H203ZM209 179H210V177H209ZM212 179V178H211ZM210 179V180H211ZM217 179H218V177H217ZM225 179H227V178H225ZM132 180V179H131ZM139 180V181H140ZM149 180H148V182H149ZM208 180V179H207ZM206 180V181H207ZM228 180V179H227ZM227 180H226V182H227ZM229 180H230V178H229ZM228 180V181H229ZM86 181V182H85ZM91 181V182H90ZM141 181H140V183H141ZM164 182V179L163 180H161L160 182ZM171 181V180H170ZM173 181H175V180H173ZM181 181V180H180ZM203 181V180H202ZM205 181V180H204ZM209 181V180H208ZM207 181V182H208ZM212 181H214V180H212ZM225 181V180H224ZM231 181V180H230ZM229 181V182H230ZM73 182V183H72ZM90 182V183H89ZM149 182V183H150ZM158 182L159 181H157V183L155 182L154 183V185L152 186L153 188H154V186H156L155 184H158ZM167 182V181H166ZM172 182V181H171ZM199 182H201V181H199ZM199 182L197 183V184H199ZM210 182V181H209ZM226 182H222V184H225ZM79 184L78 186H77V184ZM92 183V184H91ZM148 183V184H149ZM165 183V182H164ZM178 183H180V182H178ZM202 183V182H201ZM213 183V182H212ZM162 184L163 183H160V186L161 187H159L158 189H157V186H156V189H157V191L161 188H164V187H162ZM168 184V183H167ZM167 184H165L166 186H169V185H167ZM172 185H173V183H171ZM184 185H185V183H183ZM182 184V185H183ZM193 184H195V183H193ZM203 184V183H202ZM206 184V182L204 183V185ZM211 184V183H210ZM214 184V183H213ZM45 185H44V188H45ZM81 185H83V186H81ZM150 185V184H149ZM182 185H180V187L182 186ZM183 185V186H184ZM207 185V184H206ZM226 185H231V186H227V187H230V188H232V186H235L236 184H228V182L226 183ZM79 186H81L82 188H79ZM120 186H122L123 187V193H124V195L123 196H119V195H117L120 199L119 200H117V196H116V192H117V194H118V190H119V187ZM145 186H147L148 188H145ZM182 186V187H183ZM187 186V185H186ZM201 186V185H200ZM220 186V185H219ZM222 186V185H221ZM220 186V187H221ZM39 187V186H38ZM85 187H87V189L88 188H90V189H92V188H94V189H96L95 191H96V195L95 196H93L92 194H93V191L92 190H94V189H92L91 190V192L89 191L90 189H88V191H86L87 193L89 192V196L87 195H85V194H87L86 192H85ZM151 187V189H153ZM194 187V186H193ZM192 187V188H193ZM204 187H206V186H204ZM225 187V185H223L222 186V188H224ZM236 187H238V186H236ZM41 188V187H40ZM171 188H173V186L171 187ZM171 188H170V190H171ZM188 188H190L189 186H188ZM200 188V187H199ZM198 188V189H199ZM203 187H201V192H202V190L204 189H202ZM217 188V187H216ZM230 188H229V190H227V191H229L228 193L227 192H225V193H227V194H230V195H233L234 197H235V195H234V192H233V189H235V188H232V192H233V194H232V192L230 191ZM36 189V188H35ZM43 189V188H42ZM41 189V190H42ZM80 189H82V190H80ZM155 189V188H154ZM156 189L154 190V191H152L153 192V194H157V195H159V194H161L160 196H161V199L163 198L162 196H164L163 195V192H161L160 193V191H162V190H160L159 191V194L157 193V191H156ZM166 189L167 190H169V188H167L166 187ZM180 189V188H179ZM196 189V188H195ZM206 189V188H205ZM219 189V192H220V188H218ZM218 189H217V192H218ZM225 189V188H224ZM224 189H222V190H224ZM236 189H238V188H236ZM77 190H79L81 193H83V191H84V194H82V195H80V197L81 196H83L82 198H84L85 196V198H89V200H87L86 199V203H84V206L83 207H85V210H80V209H78L77 210V207L78 206H75L76 207V209H75V207H74V209L76 210V211H78V214H80V218L78 217L79 215L77 214V212H75V214H73L74 213V210H73V213H71V211H66V212H61L60 211V209H61V207H60V203H58V201L60 200L61 201V199L62 198H64V199H62L63 201H67V199H70L73 195H75V198H74V196L72 197V199L74 200V202H75V199H80V197H79V194H81V193H79L78 194V191ZM173 190V189H172ZM178 190V189H177ZM180 190H182V189H180ZM179 190V191H180ZM197 190V189H196ZM195 190V191H196ZM208 190V189H207ZM207 190H206V192H207ZM239 190V189H238ZM74 191V192H73ZM95 191H94V193H95ZM174 191V190H173ZM176 191V190H175ZM174 191V192H175ZM193 192H194V190H192ZM205 191V190H204ZM212 191H213V194H215L214 193V189H212ZM212 191L210 192L209 190H208V192H210L211 194H212ZM225 191V190H224ZM224 191H223V193H224ZM18 192V193H17ZM35 192H37V193H35ZM40 192V191H39ZM42 192V191H41ZM73 193V194H70V195H68L69 193ZM148 192H150V191H148ZM165 192H167V191H165ZM169 192V191H168ZM167 192V193H168ZM172 191H170V193H165V195L167 194V195H169V194H172L171 193ZM178 192V191H177ZM182 192H183V190H182ZM186 192V191H185ZM192 192V193H193ZM197 192H198V190H197ZM199 192H200V189H199ZM207 192V193H208ZM14 193H17V194H15V195H17V197H16V199H15V197H13V194ZM68 193V194H67ZM75 193V194H74ZM151 193V192H150ZM187 193V192H186ZM185 193V195H187ZM205 193V192H204ZM223 193H221V194H223ZM115 194V195H114ZM120 195H121V193H119ZM145 194V195H144ZM178 194V193H177ZM199 194V193H198ZM197 194V195H198ZM202 194H203V192H202ZM202 194H199L198 196H199V200H201V197L202 196H204V194L202 195ZM210 194V195H211ZM212 194V195H213ZM217 195L219 194L220 195V193H216ZM226 194V196L225 195H220L219 196V202L217 203V204H219L220 206H222V205H224V207H222L224 210L225 209H228V212H227V210H225L227 213H230V211L232 210V211H234V213L235 214H238L239 212V214H238V219H237V221H238V223H237V225H236V227L238 228V229H240V233H239V237H238V240L239 241H241V242H243V245L245 246L244 247V250H245V252L242 254H234V253H226V258L225 259H223L224 261L223 262H221L220 260V262L218 261V263H221V264H226L227 263V261H228V264H264V245H262V244H264V243H262V241H261V236H262V234H264V192H262L261 193V196H260V200H257L256 201V203L254 204V207H252L251 209H249V211L248 210H246L245 211V208H243L244 206H242V204L240 203L241 201L239 200V198L237 197V199H236V203H234L232 200L234 199L235 200V198H233V196H229V199L227 198V195ZM11 195V197L9 198V196ZM39 195V194H38ZM41 195V194H40ZM66 195H67V197H66ZM78 195V197H76ZM85 195V196H84ZM90 195L91 196H93L92 198L90 197ZM106 195H108V196H106ZM135 195H134V197H135ZM165 196V197H167L168 198V196ZM178 195H180V194H178ZM200 195H202L201 197H200ZM205 195H207L206 193H205ZM212 195L211 196H209V194H208V199H210V198H212L211 200H210V202H213L214 200H216V198H218V197H216L214 200H213V197H215V196H213L212 197ZM65 196V197H64ZM68 196H70L69 198H68ZM106 196V197H105ZM114 196H116V197H114ZM140 196V195H139ZM139 196H138V200L140 199L139 198ZM150 196V195H149ZM171 196V195H170ZM175 196V195H174ZM188 196V195H187ZM187 196H185L186 198H188V200L190 199V197H192V196H190V197H187ZM194 196H196V195H194ZM198 196H196V197H198ZM122 197V198H121ZM164 197V198H165ZM172 197H173V194H172V196H171V198H169V199H172ZM179 197V196H178ZM184 197V196H183ZM195 197V199H197ZM205 197V196H204ZM203 197V198H204ZM14 198V199H13ZM30 198V197H29ZM34 198V197H33ZM41 198V197H40ZM59 198H61V199H59ZM66 198V199H65ZM91 198V199H90ZM142 198H141V201L142 202H144V200H142ZM146 198V197H145ZM177 198V197H176ZM194 198V197H193ZM206 199H207V197H205ZM204 198V199H205ZM231 198V199H230ZM233 198V199H232ZM122 199V200H121ZM134 199H136L137 200V197H135ZM148 199V198H147ZM166 199V198H165ZM203 199V200H204ZM34 200H36V199H33L32 201H34ZM71 200V199H70ZM85 200V199H84ZM137 200V203L140 201H138ZM146 200V199H145ZM163 200V199H162ZM177 200V199H176ZM198 200V199H197ZM196 200V201H197ZM199 200H198V203H199ZM238 200L240 201V202H238ZM11 201V202H12ZM59 201V202H60ZM63 201L61 202V203H63ZM72 201V200H71ZM76 201H78V200H76ZM103 201H105V202H103ZM165 201V200H164ZM163 201V202H164ZM168 201V200H167ZM174 202H175V200H173ZM180 201V200H179ZM190 201H192V199L190 200ZM207 201V200H206ZM31 202V201H30ZM74 202L73 203H71L70 202V204H72V206H74ZM147 202V201H146ZM162 202V203H163ZM170 202L171 201H169V204H170ZM173 202V203H174ZM181 202V201H180ZM188 202V201H187ZM203 202V201H202ZM205 202V201H204ZM230 202H232V203H230ZM4 203V204H3ZM67 203H69L68 201H67ZM77 203V202H76ZM176 203H178V201L176 202ZM194 203V201L192 202V204ZM215 201L213 202V204L215 205ZM18 204V205H17ZM28 204V203H27ZM140 204V205H139ZM139 204H138V206H141V203L139 202ZM143 204H145V203H143ZM142 204V205H143ZM164 204H165V202H164ZM166 204H168L167 202H166ZM185 204H186V202H185ZM197 204V203H196ZM208 204H209V202H208ZM213 204H210L208 207H205L204 206V209H210L211 207H213L212 205ZM216 204V206H218L217 208H219V205H217ZM228 204V205H227ZM5 205V206H6ZM11 205H12V203H11ZM29 205V204H28ZM28 205H27V208H28ZM32 205H33V203H32ZM82 205H83V202H82ZM175 205H177V204H175ZM199 205V204H198ZM59 206V207H58ZM80 206V205H79ZM165 206V205H164ZM174 206V205H173ZM178 206H179V203H178ZM189 206H191L190 204H189ZM194 206V205H193ZM192 206V207H193ZM211 206V207H210ZM216 206H215V208H216ZM228 206V207H227ZM54 207V208H53ZM200 206H198V208H199ZM226 207V208H225ZM9 208H10V205H9ZM60 208V209H59ZM80 208H82V207H80ZM118 208V210H119V212L121 213H119L118 212V210H116ZM186 208V207H185ZM188 208V207H187ZM194 208H196V207H194ZM197 208V210L195 211V213L199 210ZM202 208V207H201ZM216 208V209H217ZM89 209H91L90 210V212H88V211H86V210H89ZM165 209V208H164ZM168 209H170V208H168ZM188 209H192V208H188ZM187 209V210H188ZM216 209H214V207H213V209L211 208V210H210V214H208L209 216L211 215L212 216V213H213V216H216L217 215V213H221V209H218V211H215ZM223 209H222V213H224V211H223ZM1 210V209H0ZM24 210V209H23ZM29 210V209H28ZM69 210H72V207H71V209H69ZM208 210L206 211V213L208 212ZM244 210V211H243ZM7 211V210H6ZM83 211H84V213H86L87 212V214H85V218H83V216H84V214H83ZM86 211V212H85ZM166 210H164V212H165ZM176 211H178V210H176ZM189 211V210H188ZM200 211H201V214H205V211L203 210H201L200 209ZM213 211V212H212ZM3 212H5L4 211V209H3ZM2 212V213H3ZM11 212V211H10ZM118 212V213H117ZM167 212H168V210H167ZM171 212V211H170ZM179 212V211H178ZM190 212V211H189ZM193 213H194V211H192ZM216 214H215V213ZM237 212V213H236ZM22 213H23V211H22ZM172 213V212H171ZM232 213V212H231ZM230 213V214H231ZM18 214H17V216H18ZM24 214V215H25ZM82 214V215H81ZM117 214H119V215H117ZM170 214V213H169ZM189 214H191V212L189 213ZM198 216L200 215V213H199V211H198ZM225 214V213H224ZM229 214V215H230ZM3 214H0V218H3L4 216H6V215H3ZM9 215V214H8ZM7 215V216H8ZM78 215V216H77ZM87 215V216H86ZM172 215V214H171ZM206 215V214H205ZM22 216V215H21ZM170 216V215H169ZM169 216H168V218H169ZM195 216H197L196 214H195ZM211 216H210V218H211ZM227 214H226V219H227ZM20 217V216H19ZM74 217V219L75 218H79V219H77V222H75V224H74V220L72 219ZM86 217H88V220H86L87 218ZM171 217V216H170ZM193 217H194V215H193ZM207 217V216H206ZM217 217H219V216H217ZM221 217V216H220ZM224 217V219H225V216H223ZM228 217H230V216H228ZM237 217V216H236ZM195 218V217H194ZM197 218V220H198V218H200V217H196ZM213 218V217H212ZM222 218V217H221ZM4 219H5V217H4ZM80 219H83V220H80ZM201 219V218H200ZM207 219V218H206ZM14 220H15V217H14ZM19 220V219H18ZM24 220V221H23ZM58 220H59V222H58ZM86 220V221H85ZM203 220H204V217H203ZM211 220V219H210ZM219 220V219H218ZM232 220V219H231ZM230 220V221H231ZM2 221H3V225H4V220L2 219ZM13 221V220H12ZM57 221V223H53V222H56ZM75 221H76V219H75ZM178 221V220H177ZM228 221H229V219H228ZM227 221V227H228V225H230V223L232 222H228ZM236 221V220H235ZM51 222H52V224L53 225H51V226H49L50 224H51ZM71 222V223H70ZM121 222V223H120ZM196 222V221H195ZM204 222V221H203ZM225 222V221H224ZM17 223H19L18 221L16 222V220H15V224H17ZM200 223V222H199ZM221 223V222H220ZM219 223V224H220ZM6 224V223H5ZM7 224L5 225V226H7ZM68 224H70L69 226H68ZM74 226H73V225ZM195 224H197V223H195ZM201 224H203V223H201ZM212 224H213V222H212ZM63 225V226H62ZM65 225V226H64ZM68 227H67V226ZM129 225V224H128ZM204 225V224H203ZM216 226L218 225V222H217V224H215ZM223 225V224H222ZM225 225V224H224ZM233 225H234V223H233ZM0 226H1V224H0ZM4 226V228H3V233H5L6 231H5V229H7L6 227ZM178 226H180V225H178ZM231 226V225H230ZM61 227H63V228H65V232L63 231L64 229L62 228L61 229ZM70 227V228H69ZM203 227V226H202ZM214 227V226H213ZM217 227H219V225L217 226ZM235 226H234V228H236ZM240 227V228H239ZM175 228H177L176 226H175ZM181 228V227H180ZM180 228H178V231L180 230ZM199 228H200V224H199ZM204 228V227H203ZM224 228V227H223ZM226 228V227H225ZM11 229H12V227H11ZM15 229V228H14ZM213 228H212V226H211V230H212ZM1 230V229H0ZM182 230V229H181ZM180 230V231H181ZM226 230H227V228H226ZM228 231V230H227ZM242 231H244V232H242ZM213 232H214V230H213ZM226 232V231H225ZM242 232V233H241ZM205 233H206V231H205ZM166 234V233H165ZM0 235H2V232L0 233ZM178 236H179V234H177ZM209 235V234H208ZM205 236V237H207V241H208V237H209V239L211 238L210 237V235L209 236ZM4 236V235H3ZM2 236V237H3ZM172 236V235H171ZM173 236H176L174 233H173ZM180 236H181V234H180ZM199 236V235H198ZM203 236V235H202ZM213 236V235H212ZM229 236V235H228ZM168 237V236H167ZM195 237V236H194ZM225 237H227V235H225ZM0 238H1V236H0ZM170 238V237H169ZM199 238H200V236H199ZM203 238V237H202ZM171 239V238H170ZM1 240H2V238L0 239V242H1ZM197 240V239H196ZM204 240V239H203ZM205 241V240H204ZM188 242V241H187ZM166 243V242H165ZM195 243V242H194ZM203 243V242H202ZM166 244H169V246H168V248L170 249V248H172V253H173V251L175 250V254H176V249L178 250V248H179V250H178V252L180 251V250H182V246L180 247V243H177V245H175V244H173L172 243V245H174L173 247H172V245L170 246V243H166ZM178 244H179V247H177L178 246ZM184 244V243H183ZM190 244V243H189ZM208 244V243H207ZM167 246V245H166ZM187 246V245H186ZM176 247V248H175ZM191 247H193V246H191ZM207 247V246H206ZM198 248V247H197ZM197 248L195 249L194 248V250L196 251L197 250ZM209 248V247H208ZM193 250V251H194ZM215 250H220V249H215ZM169 251V250H168ZM223 251V250H222ZM177 252V253H178ZM173 253V254H174ZM184 253H185V249H184ZM102 254H104V255H102ZM171 253H169V255H170ZM191 254V253H190ZM225 254V253H224ZM227 254H228V258H227ZM163 255V254H162ZM172 255V254H171ZM195 255H197V254H195ZM235 255V256H234ZM174 256V255H173ZM224 256V257H225ZM202 256H200V258H201ZM200 258H198V259H200ZM158 259V258H157ZM157 259H154V260H157ZM197 259V258H196ZM202 259V258H201ZM200 259V260H201ZM131 259H129V261H130ZM151 260V259H150ZM175 260H176V258H175ZM184 260V259H183ZM183 260H177V261H173L174 263L173 264H175L176 262H178L179 261V263L181 262L182 264H183ZM106 261H108V260H106ZM129 261H128V263H129ZM134 261H135V259H134ZM133 261V262H134ZM144 261L145 260H142V259H140V261H139V263L140 262H143V264H144ZM161 261V263L162 264H167V263H169V262H171L170 260H165L164 259V261H165V263H164V261H163V259H162V257H161V259L159 260V262ZM185 261H187V260H185ZM226 261V262H225ZM126 263H127V261H125ZM149 262V261H148ZM158 261H156V263H157ZM159 262L157 263V264H159ZM196 262V261H195ZM194 262V263H195ZM203 262V261H202ZM123 263V262H122ZM125 263V264H126ZM127 263V264H128ZM132 263V262H131ZM138 262H134V264H139ZM145 263H146V261H145ZM160 263V264H161ZM186 262H184V264H185ZM198 263V262H197ZM206 264H207V262H205ZM215 263H217V262H215ZM121 264V263H120ZM124 264V263H123ZM141 264V263H140ZM147 264H154V262H149V263H147ZM170 264V263H169ZM186 264H188V263H186ZM196 264V263H195Z\"/></svg>",
	"mask_w": 264,
	"mask_h": 264
}]
</instances>
